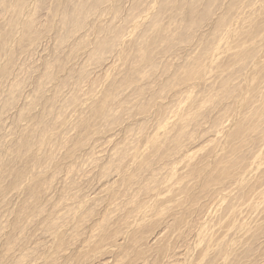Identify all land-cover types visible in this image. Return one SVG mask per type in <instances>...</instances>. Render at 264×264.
Returning a JSON list of instances; mask_svg holds the SVG:
<instances>
[{"label": "rangeland", "instance_id": "1", "mask_svg": "<svg viewBox=\"0 0 264 264\" xmlns=\"http://www.w3.org/2000/svg\"><path fill=\"white\" fill-rule=\"evenodd\" d=\"M70 1V3H68ZM73 1V3L74 4H76V3H78V0H72ZM71 0H0V44H1V46H0V115L1 116H3V117H1L0 116V118L2 119H0V124L2 123V125H1V128H0V161H1V163H0V198H2V199H0V209L2 210V212H3V210L5 211L6 209V211H8V212H11V213H9L10 215H9V220H12V217H13V219H14V222H13V220L11 221V223H6V225H5V230H4V234L2 235L4 238H3V240L2 241H0V264H9V263H11L12 261H8L7 259H8V252L9 251H11L12 249H16V248H18L19 247V243L17 242V240H18V238H21V240H23L25 243H27L28 242V239L30 238V229L28 228V226L27 227H25L24 228V224L25 223H23V228H22V219H23V217H25V215H28V214H30V213H32V211H34V208H33V206L34 205H36V206H38L39 207V205H41L40 207H42L43 209H45V211H47L48 209H51L50 207L53 205L52 203L53 202H56L58 199H59V197H60V195H61V193L66 189L67 190V188L66 187H64V185L63 184H59V182H58V180H57V178H56V176L58 175H60V174H62L61 173V171L63 170V172H64V170H66V168H67V166L68 165H70V163H73V162H76V160L77 161H79V159L81 158V155H82V153H83V150H85V146H86V148H87V146H89L88 144H90V143H92L94 140H96L95 138H102V136H103V134L105 133V132H108V130H110V128H112V127H116V126H119L120 127V129H119V135H120V137H119V135H118V139H117V141H119V142H121V143H119L120 145L122 144V141L124 140V137H125V134H126V132H127V130H130L129 129V127H127L128 126V124L125 122V123H123L124 122V119L126 120V118L128 117H130L132 120H135V118H136V120H137V122L136 121H134L133 122V126H130V128L132 129V130H138V129H140L141 128V126H143V127H145V126H149V124H146L147 122H142V120H139L141 123H139V121H138V119H141V117H143V118H146L147 119V117H148V115L149 114H151V115H149V119H151V116H160L162 113H163V111H164V107H162V106H160L159 104H156V106H155V104H153L154 103V101H153V99L156 101V98L157 97H159V94H160V97H161V94H162V96H163V94L164 93H166L165 92V89H167V88H169L168 89V92L170 91V90H172L173 89V87H176V86H180V85H183V83H186V81L188 82V81H190L191 80V78L193 79V78H195V80L197 79V81H199L198 83H197V85L196 86H198V87H196L194 90H196L195 91V94H200V95H202L203 94V96L207 93V91L205 92V88H204V80L205 79H209V78H211V80L213 79L214 81H213V83H211V88L212 89H217L218 87H219V85L221 84V80H224V78L221 76V73H223V74H226V73H229L230 71H232V68L231 67H233V71L232 72H230V73H233V72H235L234 71V69H236L237 67H234L235 65V62H237V61H240V60H243V58L245 57L246 59H249L251 56H252V54L251 53H253V48L256 46V48H257V50L258 49H260V46H261V49L260 50H258V52H257V56L259 57H255V60L252 62V64L246 69V71H245V75H244V81H242V83L236 88V89H234L233 91H232V94L231 95H233V96H228V97H230L231 99H232V101L230 100V102H228V97H226V98H223L222 99V96L221 95H219V96H213V102H212V104L213 103H215V104H213V106L214 107H218V109L220 108H222V109H226V112L228 111V114H227V116L230 118V123H229V129H227V131H225L224 133H223V139L219 142H213L211 145H213V146H211V145H206V146H203L204 147V149H203V147L201 148V150H200V148L197 150V152L194 154V155H192L190 158H189V160H188V163L189 164H182L181 165V167H184V169H183V172L182 171H180V170H176V172H174V173H172L171 175H169L168 176V179H167V182H168V184L170 183V184H172V185H175V187L173 188V189H171L170 190V192H168V193H166V198L168 199L167 201H169V204H166V206H172V207H179V210L176 212V213H173L172 215H171V213H170V217H171V220H173L172 222H171V227H170V230L171 231H173L172 232V234L170 233V231H169V235L171 236H169V235H167L165 238V241L167 242H165L164 243V241L163 242H161L160 244H159V246H157L156 248H154L153 249V251H151V252H149L148 251V247L144 244V242H142V241H144V235H145V237L151 232V231H153L154 229H155V227L157 228V226L160 224V222H161V220L164 218V217H168L169 215H168V212H164V211H167L168 209H167V207L165 206V204L163 205V204H158V203H156V205H154L155 207H151L150 208V212L148 213V215L146 216V217H141V218H139V220H138V222H136L137 224H135L134 225V228L133 227H131L130 228V230H128L127 232H125V240H124V242H123V244H120L119 246H115V247H113L111 250H115V252H117V254H119L120 256L122 255V254H124V256H121V257H123L122 258V260L124 261H122L121 260V262H122V264H127V263H130V262H132V261H134V260H138V259H141V258H143V257H145V256H147L148 255V252L151 254H149L150 255V259L154 262V264H159L160 262H162V260H163V255H166L168 252H170L173 248H174V246L176 245L175 244V242H176V239H173V237H177V235H179V233H178V231L180 230H182V225H185L187 222L189 223V219H190V216H191V214L193 213V212H195V210L197 209V208H195V207H198V204H199V202H200V200H201V198H204V197H206V196H208V194H209V191H210V189L211 188H213L214 186V184H215V186L216 185H218V184H221L223 181L225 182L228 178H230L231 179V176H228V175H230V173H231V170H228L229 168H230V166H229V164H228V166H227V163L225 164V160H227L226 159V157H224V156H227L228 155V157L230 156V157H232L233 155L232 154H235L234 152H239L238 150H239V147H235L234 145H236V146H239L238 144H236V142L235 141H233L234 140V136H236L240 131H238V130H240V128L242 129V131H241V134L243 135V133L242 132H250V129H249V127L250 128H253V126H254V123H255V111H254V108H253V106H252V108H251V104L254 102V100L256 99V98H258L259 100H261L263 103H264V101H263V99H262V97L264 98V89L262 90L260 87L262 86V82H264L263 80H261V79H264V6H260V8L258 9V10H256L255 9V12L253 11V12H251L250 13V15L248 14V15H245V18H246V16H247V18L246 19H242V22H240L239 24H237L233 29H235V30H232V32H233V34L231 35H229V37H228V42L229 43H227L226 44V46H225V48L224 49H221V51H220V53H219V55L216 57V58H214L213 60H212V62L211 63H207L206 62V58L207 57H204V54H205V52L207 51V49H208V47L211 45V43H212V36L213 35H211L210 33H212L213 34V32L215 31V29L217 28V24L218 25H222V24H224L225 22H226V19H228L230 16H231V11H233V8H235V5L234 4H236L235 3V1L236 0H226V1H222V0H201L200 2L199 1H195V0H186L185 2H184V0H171V1H169V0H167V2L165 1V0H154V4L155 5H153V6H155L154 7V9H155V11H154V16H153V20L152 21H155V18L157 19L156 21H155V25L153 24V25H151V27L150 26H148V25H146V24H140V25H138L137 26V28L135 29L136 31H135V33H138V35H139V33H140V36H138L137 38H131V40H129V42H126L125 44H120L119 43V41H117V39H116V37H115V35L116 34H118V32H120L121 33V31L123 30V26L122 25H120V24H118V23H120V22H123V21H125L126 19H127V17H126V8L125 7H123V6H121V4H119L118 3V0L116 1H113L110 5H109V8L107 9V11H106V14H108L109 16H110V22H108V23H106V22H92V23H90L91 21H92V16H93V14H95V13H97V11H95V13L93 12V11H91L94 7H96L97 9L96 10H99L98 9V7L103 3V1L104 0H89L87 3H85V1L82 3L81 2V5L82 6H84L83 8H84V10L85 11H83V13H81V15H82V19H80V21H79V26L81 27V28H85V29H89V31H90V38L89 37H86V38H84L83 40H86L87 42L85 43V41H83V42H81V39H79V40H76V41H74V40H71V38H72V36L70 37V39L68 38V37H66L62 42L60 41V40H58V38H59V34L61 33V21H62V15L66 12V11H71V9H72V4H71V2H72ZM76 1V2H75ZM142 1L144 2L145 0H139V1H136L134 4H133V7L135 8V7H138V6H140V3L142 4ZM164 1L166 2V4L164 3ZM203 1V2H202ZM99 2H101V3H99ZM168 2H170V4L168 3ZM197 2V3H196ZM223 2V3H222ZM33 3V4H32ZM167 3L169 4V5H167ZM189 3V4H188ZM79 4H80V1H79V3H78V6L77 7H79ZM97 4V5H96ZM201 4V5H200ZM77 5V4H76ZM88 5H89V7H88ZM99 5V6H98ZM112 5V6H111ZM184 5H185V7H184ZM189 5H191V6H189ZM214 5H216V6H214ZM20 6H23V7H21L20 8ZM119 6H121L120 8H119ZM208 6V7H207ZM220 6V8H221V16H219V17H217V18H215V20H212L211 21V16H212V14H213V11H215L216 10V8H218ZM88 7V8H87ZM164 7V8H163ZM172 7H174V8H172ZM184 7V8H183ZM197 7V8H196ZM227 7V8H226ZM41 10H40V9ZM179 8V9H178ZM38 9V10H37ZM65 9H66V11H65ZM77 9H79V8H77ZM89 11H88V10ZM113 9V10H112ZM119 9V10H118ZM160 9V10H159ZM205 9V10H204ZM214 9V10H213ZM24 10V11H23ZM45 10V11H44ZM73 10V9H72ZM87 10V11H86ZM95 10V9H94ZM124 10V11H123ZM158 10V11H157ZM163 10H165V11H163ZM186 10H188V11H186ZM196 10H198V11H196ZM56 11V12H55ZM65 11V12H64ZM196 11V12H195ZM205 11V12H204ZM259 11V12H258ZM21 12H22V14H21ZM39 12H41V13H39ZM72 12V11H71ZM84 12H85V14L87 15H85L84 14ZM88 12V13H87ZM91 12H93L92 14H90ZM155 12H158V13H156L155 14ZM116 13V14H115ZM178 13V14H177ZM187 13V14H186ZM192 13V14H191ZM98 14V13H97ZM169 14V15H168ZM229 14H230V16H229ZM91 15V16H90ZM117 16V18H116V16ZM120 15V16H119ZM156 15H158V17H156ZM168 15V16H167ZM194 15V16H193ZM207 15V16H206ZM211 15V16H210ZM262 15H263V17H262ZM26 16V17H25ZM37 16H40V17H37ZM42 16H43V18H44V20H42L43 18H42ZM151 16V15H150ZM252 16V17H251ZM24 17V18H23ZM60 17V18H59ZM92 17V18H91ZM125 17V18H124ZM152 17V16H151ZM174 18L173 19V21H172V18ZM190 17V18H189ZM198 17V18H197ZM210 17V18H209ZM251 18V20H250V18ZM84 18H86L85 20H83ZM91 18V19H90ZM169 20H168V19ZM192 18V19H191ZM202 18V19H201ZM261 18V19H260ZM39 19H40V22H39ZM116 19V20H115ZM161 19V20H160ZM196 19H197V21H196ZM201 19V20H200ZM206 19V20H205ZM207 19H208V21H207ZM249 19V20H248ZM35 20H36V22H35ZM38 20V21H37ZM41 20H42V22H41ZM89 20H91V21H89ZM112 20V21H111ZM117 20H118V22H117ZM159 20V21H158ZM175 20H176V22H177V24H176V22H175ZM180 20V21H179ZM82 21V22H81ZM116 21V22H115ZM169 21H171V22H169ZM192 21V22H191ZM202 21V22H201ZM210 21L212 22V23H210ZM214 21V22H213ZM252 21V22H251ZM38 22V23H37ZM86 23L85 25H84V23ZM164 24H163V23ZM187 22V23H186ZM223 22V23H222ZM253 22H254V24H253ZM257 22V23H256ZM35 23H37V25H35ZM61 23V24H60ZM96 23V24H95ZM103 23V24H102ZM105 23V24H104ZM168 23L169 24H171V25H169L168 26ZM172 23H174V24H172ZM194 25H193V24ZM199 23V24H198ZM209 23H210V25H209ZM247 23V24H246ZM259 23H261V24H259ZM32 24V25H31ZM60 24V25H59ZM82 24V25H81ZM90 24V25H89ZM112 26H111V25ZM116 25V26H114V25ZM118 24V25H117ZM160 26H159V25ZM209 25V27H208V30L207 31H205V32H198L197 30L199 29V28H201V26H204V25ZM18 25V26H17ZM84 25V27H82ZM91 25H93V26H91ZM174 25L175 26H177V28H179V29H177L176 31H174L175 29H176V27L174 28ZM185 25V26H184ZM246 25V26H245ZM261 25V26H260ZM20 26V27H19ZM59 26V27H58ZM98 26V27H97ZM106 28H105V27ZM189 26H192V27H189ZM240 28H239V27ZM250 26H251V28H250ZM33 27V28H32ZM108 27H110V28H108ZM122 27V28H121ZM153 27V28H152ZM173 27V28H172ZM189 27V28H188ZM238 27V28H237ZM242 27V28H241ZM248 27V28H247ZM59 28V29H58ZM90 28H91V30H90ZM166 28H167V30H166ZM184 28V29H183ZM249 28H250V30H249ZM15 29H16V31H15ZM92 29H93V31H92ZM157 29V30H156ZM172 29V30H171ZM58 30V31H57ZM103 30H105V33H104V31ZM107 30H108V32H109V34H108V32H107ZM146 30V31H145ZM166 30V31H165ZM185 30H187V31H185ZM240 30V31H239ZM247 30H248V32H247ZM13 31V32H12ZM20 31V32H19ZM115 31V32H114ZM140 31V32H139ZM170 31H172V32H174V35H173V33L172 32H170ZM197 31V32H196ZM236 31V32H235ZM16 32V33H15ZM37 32V33H36ZM94 32H95V34H94ZM98 32V33H97ZM107 32V33H106ZM112 33V35H111V33ZM114 32V33H113ZM166 32H168V33H166ZM235 32V33H234ZM47 33V34H46ZM93 33V34H92ZM103 33V34H102ZM119 33V34H120ZM144 34V35H142V34ZM150 33V34H149ZM154 33V34H153ZM115 34V35H114ZM172 36H171V35ZM186 34V35H185ZM195 34V35H194ZM236 34V36H234ZM9 35V36H8ZM23 35V36H22ZM39 35V36H38ZM105 36V38H104V36ZM114 35V37H113V39H112V37H110V36H113ZM153 35V36H152ZM26 36V37H25ZM33 36V37H32ZM47 36V37H46ZM51 36V37H50ZM95 36V37H94ZM107 36V37H106ZM142 36V37H141ZM146 36V37H145ZM167 36V37H166ZM175 38H174V37ZM231 36H233L232 38H231ZM256 36H258V37H256ZM43 37H45V38H48V39H50V40H48L49 41V43L50 42H52L53 41V45L55 46H53L51 43L50 44H48L47 45V57H46V59H41V60H39L38 58H36L35 60H34V62H35V64L33 65V69L35 70V75L33 74H31V75H29L30 74V72H29V74L27 75V73H28V71H29V68H28V66L27 65H24V71L23 72H25L26 73V76L27 77H25V81H23L25 84L27 83V85L25 86L24 84V86H25V89H26V87H28L29 89H31V91L29 90V89H27V91L28 92H30V101H29V103L28 104H26V105H24L23 103H22V100L20 99V96L22 97V94L21 95H19V96H17L14 100H9L8 99V96H7V94H6V91L8 90V84L5 82L6 81V78H5V76H3V75H5L6 74V76L7 75H10V73L9 72H11V74L13 73V72H15V70L16 69H18L19 67H20V65H22L23 63H22V61L23 60H21L20 59V55L22 56L23 55V53H25V51L23 52V50L22 49H28V52H30V53H28L27 51H26V53H25V55H23V56H26V54L27 55H31L32 53H31V46H35L37 43H35L34 44V42L36 41V40H39V38L40 39H44ZM91 37H92V39H91ZM99 37V38H98ZM110 37V38H109ZM153 37V38H152ZM156 37V38H155ZM159 37V38H158ZM166 39H165V38ZM185 37V38H184ZM253 37V38H252ZM57 40H56V39ZM100 38H104L105 39V43H107L108 44V48H106L105 50H109V51H117L118 50V48H119V67L117 68L116 67V69H112L111 71H110V73L107 75L108 77H106V78H104V77H102V76H99V77H90L89 76V78H88V82L89 83H92V81H93V83H94V81L96 82V83H92V85H95V84H100V80H101V83H102V81L104 82L105 80V82L104 83H102V85H101V90L99 89V96L97 95V93H96V95H95V99L93 100H91L88 104L90 105H87V106H85L84 107V110H82V112L79 114V116H80V118H79V116H77V118H76V120L78 121H74V125H75V127H74V132H76V133H74V134H76V136H72V137H70L69 139L67 138V139H64V137L62 136V133H61V130L60 131H58V129H59V126H60V124L64 121V119H65V117H66V113H64V115H63V113H62V111L60 112V118H58V119H56V120H53V117H54V114L57 112L56 111V109H54L56 106H58V105H56V103H55V101L57 100V96H58V92H59V90L64 86H62V84H64V82H65V84H66V82L68 83H71L72 84V82L73 83H75L77 80H80V79H82V77H84V76H82L81 75V72H82V67H81V65L80 66H76V67H69V66H67L68 65V63L71 61V60H73V59H75L76 58V55L78 54H80L81 53V51H82V49L84 48V46L86 45V46H89L92 50H90L89 52H88V54L89 55H91L92 53H93V51L95 50V46H96V42L100 39ZM138 38H140V39H138ZM147 38V39H146ZM184 38V39H183ZM198 38V39H197ZM205 38V39H204ZM5 39V40H4ZM36 39V40H35ZM67 39H69V40H67ZM90 39H91V41H90ZM98 39V40H97ZM104 39H103V41H104ZM142 39H143V41H142ZM151 39V40H150ZM156 39V40H155ZM165 39V40H164ZM168 39H170V40H172V41H170V40H168ZM175 39V40H174ZM183 39V40H182ZM210 39V40H209ZM7 40V41H6ZM35 40V41H34ZM95 40V41H94ZM110 40V41H109ZM154 40V41H153ZM167 40V41H166ZM174 40V41H173ZM200 40V41H199ZM230 40V41H229ZM247 40V41H246ZM249 40V41H248ZM6 41V42H5ZM9 41V42H8ZM47 41V42H48ZM55 41V42H54ZM70 41V43H68V42ZM79 41H80V43H79ZM94 41V42H93ZM142 41V42H141ZM156 41V42H155ZM170 41V42H169ZM188 41V42H187ZM246 41V42H245ZM256 41V42H255ZM8 42V43H7ZM37 42V41H36ZM39 42V41H38ZM61 42V44L62 45H60V44H57V43H60ZM162 42V43H161ZM168 42H169V45L171 46V47H168L169 45H168ZM175 42L176 43H178L179 44V42H181V43H184L185 45L187 44L188 46H192V45H195V42H196V44L199 46V48H198V50L196 51V54L195 53H192L188 58H186V61L183 59L182 60V63H183V65H182V67H179L178 68V66L176 65V64H174L173 65V63L172 62H169L168 60H167V62L166 61H164V62H162V63H159V68H156V66H158V64L156 65V63L154 64V69L155 70H153L155 73H150V75H148L149 77H150V79L152 80L153 78H154V76L156 75V73H159L158 75V77H163L164 75V77L166 78H164V80H163V78L161 79H158V81H154L155 82V86L157 87L156 88V90L154 91V92H152L151 93V95H147V93H148V91H147V89L145 88V87H142L143 86V84H138L137 83V80L139 79V76L137 77V72H138V69L140 68V66H137V63L136 62H138V64L139 65H141V67H142V65H143V67L144 66H146V65H149L150 64V61H155V59H156V61H157V58H158V56H160V57H162V56H164L165 54V56H167L168 55V52H169V54L171 53V51H173L174 49H172V47L174 48V45H175ZM198 42V43H197ZM3 43V44H2ZM5 43V44H4ZM28 43H30V44H28ZM33 43V44H32ZM76 43V44H75ZM77 43H78V45H77ZM111 43H112V46H111ZM140 43V44H139ZM237 43V44H236ZM246 43V44H245ZM257 43H258V45H257ZM10 44V45H9ZM64 44V45H63ZM72 44V45H71ZM80 44V45H79ZM85 44V45H84ZM93 44V45H92ZM95 44V45H94ZM117 44H118V48H117ZM128 44H129V46H128ZM161 44V45H160ZM174 44V45H173ZM202 44H204L203 46H202ZM210 44V45H209ZM254 44V45H253ZM3 45V46H2ZM28 45V46H27ZM30 45V46H29ZM56 45H57V47H56ZM70 45V46H69ZM133 45V46H132ZM138 45V46H137ZM145 45V46H144ZM161 47L162 46V48H158L159 46ZM166 45H167V47H166ZM5 46V47H4ZM12 46V47H11ZM65 46H66V48H65ZM78 46H79V49H76V48H78ZM83 46V47H82ZM85 46V47H86ZM258 46V47H257ZM2 47V48H1ZM4 47V48H3ZM8 47V48H7ZM20 47V48H19ZM24 47V48H23ZM28 47H31V48H28ZM58 47H59V52H57L56 53V51H57V49H58ZM63 47V48H62ZM69 47V48H68ZM80 47H82V48H80ZM114 47H115V50H112V49H114ZM146 47V48H145ZM237 47H238V49H237ZM243 47V48H242ZM245 47V48H244ZM55 48V49H54ZM140 48V49H139ZM164 48H166V50L164 49ZM229 48V49H228ZM30 49V50H29ZM68 50L67 52H65V51H62V50ZM81 49V50H80ZM85 49V48H84ZM83 49V50H84ZM134 49V50H133ZM139 49V50H138ZM154 49V50H153ZM158 49V50H157ZM162 49V50H161ZM167 49H168V51H167ZM229 51H228V50ZM237 49V50H236ZM20 50V51H19ZM71 50H74L73 51V53H70V51ZM76 50H78V51H76ZM164 50H165V52H164ZM223 50V51H222ZM224 50H225V52H224ZM251 50V51H250ZM7 51V52H6ZM51 53H50V52ZM60 51H62V53L63 54H61V52ZM80 51V52H79ZM157 51V52H156ZM205 51V52H204ZM227 51V52H226ZM65 52V53H64ZM78 52V53H77ZM91 52V53H90ZM126 52V53H125ZM132 52V53H131ZM139 52V53H138ZM161 54H160V53ZM204 52V53H203ZM223 52V53H222ZM13 53V54H12ZM77 53V54H76ZM130 53V54H129ZM141 53V54H140ZM158 53L160 54V55H158ZM164 53V54H163ZM221 53H222V55H221ZM234 53H235V55H234ZM237 53V54H236ZM261 53V54H260ZM3 54V55H2ZM6 54H7V57H6ZM50 54V55H49ZM53 54V55H52ZM56 54V55H55ZM65 54V55H64ZM122 54V55H121ZM125 54V55H124ZM135 54V55H134ZM163 54V55H162ZM224 54V55H223ZM231 54L234 56V59H230L229 58V56L232 58L233 56H231ZM5 55V56H4ZM19 55V56H18ZM46 55V54H45ZM63 55V56H62ZM77 55V56H78ZM145 55V56H144ZM148 55V56H147ZM200 55V56H199ZM203 55V60H201L200 61V59H202V56ZM229 55V56H228ZM237 55V56H236ZM239 55V56H238ZM58 56V57H57ZM61 56V57H60ZM66 56V57H65ZM126 56V57H125ZM151 56H153V57H151ZM194 56H195V59L198 61H196L195 59H194ZM199 56V57H198ZM52 57H53V59H52ZM125 57V58H124ZM143 57V58H142ZM238 57V58H237ZM13 58V59H12ZM14 58H15V60H14ZM56 60H55V59ZM62 58V59H61ZM136 58H138V59H136ZM193 58V59H192ZM239 58H240V60H239ZM242 58V59H241ZM245 58H244V60H245ZM17 59V60H16ZM20 59V60H19ZM50 59V60H49ZM71 59V60H70ZM127 59V60H126ZM136 59V60H135ZM154 59V60H153ZM188 59H189V61H188ZM204 59H205V62H204ZM231 60V61H229V60ZM237 59V60H236ZM43 60V61H42ZM55 60V61H54ZM142 60V61H141ZM149 62H148V61ZM193 62H192V61ZM195 60V61H194ZM224 60V61H223ZM2 61V62H1ZM14 61H16V63L14 62ZM36 61H38V62H36ZM50 61V63H49V65H50V67H49V69H48V74H46L45 73V71L44 72H42L43 71V69H45V67H46V65H48L47 63ZM52 61V62H51ZM67 61H68V63H67ZM139 61L141 62V63H139ZM188 61V62H187ZM191 61V62H190ZM203 61V62H202ZM218 61V62H217ZM235 61V62H234ZM33 62V61H32ZM40 62V63H39ZM56 64H55V63ZM65 62H66V64H65ZM94 63L96 62H99V61H93ZM133 62H135V63H133ZM144 62V63H143ZM148 62V63H147ZM166 62V63H165ZM185 62V63H184ZM195 62H197L196 63V66H198L199 68H197L194 64H195ZM222 62H223V66H222ZM12 63V65H10ZM51 63H53V64H51ZM90 63V62H89ZM92 63V62H91ZM90 63V64H91ZM194 63V64H193ZM227 63V64H226ZM232 63V64H231ZM40 65V67H39V65ZM135 64H136V66H137V71H136V69H135ZM145 64V65H144ZM162 64V65H161ZM193 64V65H192ZM209 64V65H208ZM3 65H5V66H3ZM10 65V66H9ZM37 65V66H36ZM43 65V66H42ZM45 65V66H44ZM48 65V66H49ZM53 65V66H52ZM66 66V67H63V66ZM201 65V66H200ZM205 65V66H204ZM219 65V66H218ZM36 66V67H35ZM127 66V67H126ZM131 66V67H130ZM168 66V67H167ZM209 68H208V67ZM210 66H211V68H210ZM215 66V67H214ZM26 67V68H25ZM39 69H38V68ZM79 69H78V68ZM139 67V68H138ZM166 67V68H165ZM175 67V68H174ZM201 67V68H200ZM202 67H204V68H202ZM206 67V68H205ZM218 67V68H217ZM221 67H222V69H221ZM224 67V68H223ZM253 67V68H252ZM3 68V69H2ZM22 68V67H21ZM28 68V69H27ZM39 71L38 73L40 74L41 73V75L42 76H44V77H42V76H40L38 73H37V70ZM42 68V69H41ZM63 68H64V70H63ZM65 68H66V70H68V71H66L65 70ZM70 68H73L72 70H69ZM76 68V69H75ZM130 68V69H129ZM173 68H174V70H173ZM178 68V69H177ZM182 68H184L183 70H182ZM196 68V69H195ZM52 69V70H51ZM58 69V70H57ZM60 69V70H59ZM119 71H118V70ZM161 69L163 70V71H161ZM169 69V70H168ZM176 69V70H175ZM186 69V70H185ZM217 69V70H216ZM5 70V71H4ZM12 70H13V72H12ZM57 70V71H56ZM79 70V71H78ZM81 70V71H80ZM114 70V71H113ZM116 70V71H115ZM177 70H178V72H177ZM252 70V71H251ZM9 71V72H8ZM61 71V72H60ZM75 71H78V72H75ZM172 71V73H170V72ZM210 71V72H209ZM224 71V72H223ZM255 71V72H254ZM259 73H258V72ZM5 72V73H4ZM51 72V73H50ZM64 74H63V73ZM65 72H66V74L67 75H65ZM73 72H74V74H73ZM125 72V73H124ZM205 72V73H204ZM213 72V73H212ZM44 75H43V74ZM78 73V74H77ZM117 73V74H116ZM164 73H166V74H164ZM173 73H175V76H174V74ZM187 73V74H186ZM254 73H257V74H255L254 75ZM80 74V75H79ZM122 76H121V75ZM168 74H170V75H168ZM172 74V75H171ZM217 74H219V76L217 75ZM222 74V75H223ZM37 75H39V76H37ZM46 75H47V77H46ZM55 77H54V76ZM58 75H60V76H58ZM72 75V76H71ZM154 75V76H153ZM162 75V76H161ZM196 75H198V76H196ZM257 75H258V77H257ZM32 76V77H31ZM63 77V79H61L62 77ZM67 76V77H66ZM4 77V78H3ZM40 77V78H39ZM57 77H58V79H57ZM60 77V78H59ZM71 77V78H70ZM77 78V79H75V78ZM135 77H137V79H135ZM148 77V78H149ZM172 77V78H171ZM222 77V78H221ZM3 78V79H2ZM32 78V79H31ZM39 78V79H38ZM49 78V79H48ZM51 78H54V81H55V85H53V80L51 79ZM95 80H94V79ZM97 78V79H96ZM101 78V79H100ZM135 79V80H133V79ZM218 79V80H216V79ZM252 78V79H251ZM37 81H36V80ZM44 79H46V80H44ZM70 79H72V80H70ZM93 79V80H92ZM126 79V80H125ZM185 79V80H184ZM253 79H255L254 81H253ZM34 80H35V82H34ZM49 80H50V82H49ZM60 82H59V81ZM90 80V81H89ZM110 80H112V81H110ZM194 80V79H193ZM252 80V81H251ZM258 80V81H257ZM2 81V82H1ZM30 81H31V83H30ZM40 81V82H39ZM45 81H46V83L48 84L49 83V87H50V89H49V91H51V92H48V90H47V88H45ZM71 81V82H70ZM122 81H124V82H122ZM131 81V83L133 84V86H132V84L130 85V87L131 88H133L132 89V91H133V93H135V94H133V96L136 98V102H134V105H132L130 108L129 107H126V105H123V107L125 106L126 107V109H128V111H126L125 110V107L123 108H121L120 110H122V111H120L119 110V115L122 117V119H120V120H118L119 119V115L117 116H113L112 118H113V120H112V118H111V120L109 119V121H111V122H107L106 123V125L105 126H103L102 124H101V126H100V124H99V120H98V118L99 117H97L96 115L98 114V116H99V114H100V112H101V110H103L104 108H105V106H109V107H111V105L113 106V104L115 105V103H116V101H118V98H119V96H120V94L118 95V91L120 90V89H122L123 88V86H124V88L125 87H128L129 86V82ZM133 81V82H132ZM134 81H136V82H134ZM161 81V82H160ZM184 81V82H183ZM22 82V83H23ZM39 82V83H38ZM59 82V83H58ZM126 82V83H125ZM217 82H219V83H217ZM247 82V83H246ZM4 83H5V85H4ZM30 83V84H29ZM36 83L37 84H41V86H39V85H36ZM51 83H52V85L54 86V88H53V86L51 85ZM121 83H122V85L123 84H125V85H121ZM129 83V84H128ZM259 83H261V86H260V84ZM119 84L121 85V86H119ZM128 84V85H127ZM134 84H138V86H136V85H134ZM173 84V87L172 86H170V85H172ZM212 84H214V86L212 85ZM247 84H249V85H247ZM22 85V86H23ZM32 85V86H31ZM140 85V86H139ZM162 85V86H161ZM176 85V86H175ZM203 85V86H202ZM23 86V87H24ZM32 87V88H30V87ZM56 86V87H55ZM58 86V87H57ZM117 86V87H116ZM161 86V87H160ZM214 88H213V87ZM248 86H249V88H248ZM37 87V88H36ZM141 89H140V88ZM171 87H172V89H171ZM243 87V88H242ZM244 87H247V88H245L244 89ZM251 87H252V89H251ZM106 88H107V90H106ZM259 88V89H258ZM2 89V90H1ZM40 90V91H38V90ZM111 89V90H110ZM114 89H116V90H114ZM119 89V90H118ZM146 89V90H145ZM162 89H163V91H162ZM241 89V91H239ZM244 89V90H243ZM257 89V90H256ZM135 90H136V92H135ZM203 91V92H200V91ZM259 90V91H258ZM262 90V91H261ZM27 91H25L24 93H23V95H26L27 94ZM115 91L117 92L116 94L118 95V96H116V94H115ZM140 91L142 92V93H140ZM156 91H157V93L159 92V94H157L156 93ZM236 91V92H235ZM242 91L244 92V93H242ZM248 91H250V92H248ZM39 92V93H38ZM55 94H54V93ZM102 92V93H101ZM163 92V93H162ZM197 92H199V93H197ZM254 94H253V93ZM33 93H34V95H33ZM37 94V97L34 99V97L36 96V94ZM44 93H45V95H44ZM52 93V94H51ZM111 93V94H110ZM154 93H156V94H154ZM248 93V94H247ZM2 94V95H1ZM5 94V95H4ZM102 94V95H101ZM107 94V95H106ZM237 94V95H236ZM240 94V95H239ZM250 94V95H249ZM43 95V96H42ZM47 95V96H46ZM112 95H113V97H115V98H113L112 99ZM138 95H139V97H142V98H138ZM141 95H143V96H145V95H147L146 97H143V96H141ZM158 95V96H157ZM235 95V96H234ZM241 95H242V97H241ZM244 95V96H243ZM249 95V96H248ZM251 95H252V98H251ZM257 95H260V96H257ZM262 95V96H261ZM40 96V97H39ZM46 96V97H45ZM56 96V97H55ZM105 96H108V98L107 97H105ZM137 96V97H136ZM153 96V97H152ZM156 96V97H155ZM221 96V97H220ZM238 96V97H237ZM32 97H33V99H34V101H33V99H32ZM50 97V98H49ZM98 99H97V98ZM117 97V98H116ZM148 97H149V99H148ZM198 97H200V96H198ZM198 97L197 98H195V95H193V97L191 98V100L190 101H188V103L186 104V106L187 105H189L188 106V109L190 110V113H189V110H187L186 112H184L182 115H180L179 116V118H178V122L176 123V125H174V127H172V128H170L169 130H167V133L165 134H160V136L158 137V139H157V141H156V143L155 144H151L150 146H149V148H148V150L145 152V153H139V157L136 159L137 160V164H134V166H131L130 167V170L127 168V161L126 160H124V162H123V164H119L120 165V169H121V171H123L124 172V174H123V178L122 179H124L123 180V182H122V186L123 187H126V185L125 184H128V183H130V182H132L133 180V178H135L137 175H139V176H137L136 177V179H137V182H140V179H141V177H140V175L141 176H143L144 178H145V171L146 170H149V169H151V168H153V167H155L156 166V164L157 163H160V162H164V160L166 161L167 160V158H169V155H170V153H171V151L173 150V148L177 145V144H179L185 137H189L190 136V138L193 140V139H195V138H199V136L200 135H203L202 133L204 132H202V129H200V128H193L192 127V129H194V130H192L191 128H188L189 129V131L188 132H186V131H184V134H183V136L181 135V132H180V130L181 129H183L185 126H189V125H191V126H193L192 124H194V122H196V121H199V120H206V121H208V122H210L209 124L211 125V123H214V121H215V117L214 116H212L211 114H209L210 115V117H209V115H208V111L209 110H207L208 108H207V103L204 101H201V99H199L198 101H196V99H198ZM212 97V96H211ZM219 99H218V98ZM247 99H246V98ZM250 97V98H249ZM260 97V98H259ZM38 98V99H37ZM47 98V99H46ZM107 98V99H106ZM138 98V99H137ZM144 98V99H143ZM214 98H216V99H214ZM1 99H2V101H1ZM39 99H40V101H39ZM54 99V100H53ZM96 99H97V101H96ZM109 99V100H108ZM114 99H117L116 101L114 100ZM241 99H243V100H241ZM251 100V102H249L250 100ZM258 99H256L255 101H257ZM3 100H5L4 102H3ZM105 101V103H103L104 101ZM146 100H147V102H146ZM149 100L150 101H152V102H150L149 103ZM218 100V101H217ZM220 100V101H219ZM223 102H222V101ZM6 101H7V104H6ZM39 101V102H38ZM43 101H45V102H43ZM49 101V102H48ZM109 101V102H108ZM141 101V104L139 103ZM239 101V102H238ZM248 101V102H247ZM12 102V103H11ZM14 102H16V103H14ZM52 102H54V103H52ZM107 102V103H106ZM113 102V103H112ZM125 102V101H124ZM192 102V103H191ZM195 102V103H194ZM220 102V104H218ZM235 102V103H234ZM14 103V104H13ZM44 103V104H43ZM52 103V104H51ZM112 103V104H111ZM197 103V104H196ZM206 103V104H205ZM223 103V104H222ZM231 103V104H230ZM15 104H16V106H15ZM39 104V105H38ZM43 104V105H42ZM95 104V105H94ZM97 104V105H96ZM107 104H109V105H107ZM148 104H150V105H148ZM249 104V105H248ZM5 105L7 106V105H9V107H10V109L12 108V107H16V109H14L15 110V114L12 116V117H10L9 119H11V121L10 120H7V125H6V128H8V132H9V137L8 138H5L4 137V129H5V127H3V123H5V114H6V112L9 110V107L7 108H5ZM21 105V106H20ZM23 105V106H22ZM37 105H38V107H37ZM139 105V106H138ZM207 105V106H206ZM244 105V106H243ZM25 106V107H24ZM32 106V107H31ZM45 106V107H44ZM48 106H51V107H48ZM93 106V107H92ZM195 106L196 107H198V109L197 108H195ZM204 106H206V107H204ZM209 106H210V104H209ZM237 106V107H236ZM239 106V107H238ZM248 106H250V107H248ZM20 107H21V109H20ZM27 107V108H26ZM28 107H29V109H28ZM36 107V108H35ZM42 107V108H41ZM89 107H91V108H89ZM102 108V109H100V108ZM134 107V108H133ZM149 109H148V108ZM150 107H152V108H150ZM195 109V112H194V109ZM244 107V108H243ZM17 108H18V110H17ZM24 108V109H23ZM31 108L33 109V111L31 110ZM35 108V109H34ZM38 108V109H37ZM56 108H58V107H56ZM231 108V109H230ZM238 108V109H237ZM6 109H8V110H6ZM23 109V110H22ZM39 110V111H37V110ZM46 109V110H45ZM49 109H51V110H49ZM91 109V110H90ZM94 109V110H93ZM96 109H97V111H96ZM140 109V110H139ZM146 109H148V111L146 110ZM153 109H154V111H153ZM200 109V110H199ZM253 109V110H252ZM21 110V111H20ZM25 110H27L28 112H29V114H28V112L27 111H25ZM49 110V111H48ZM86 110V111H85ZM87 110H88V112H87ZM100 110V111H99ZM125 110V111H124ZM147 112H146V111ZM163 110V111H162ZM199 111V112H197V111ZM203 112H202V111ZM234 110V111H233ZM22 111H24V113H22ZM54 111H55V113H54ZM84 111V112H83ZM130 111V112H129ZM146 112V113H144V116H143V112ZM224 111V110H223ZM27 112V113H26ZM32 112H36L35 114L33 113L32 114ZM86 112V113H85ZM92 112H94V113H92ZM95 112H96V115H95ZM122 112H124V114H121ZM155 112H156V114H155ZM205 112H207V113H205ZM239 112V113H238ZM54 113V114H53ZM84 113V114H83ZM149 113V114H148ZM194 113V115H192ZM231 113V114H230ZM233 113V114H232ZM237 113V114H236ZM246 113H248V115L246 114ZM17 114V115H16ZM33 116H32V115ZM48 114L50 115V116H48ZM52 114H53V116H52ZM134 114H135V116H134ZM138 116H137V115ZM195 114H197V115H195ZM202 114V115H201ZM240 116H239V115ZM46 115V116H45ZM200 115V116H199ZM205 115V116H204ZM231 115H233V116H231ZM22 116V117H21ZM31 116V118H29ZM49 117V119H48V121H47V118ZM93 116H94V118H93ZM126 116V117H125ZM146 116V117H145ZM188 116L190 117V119L188 118ZM253 116V117H252ZM19 117V118H18ZM120 117V118H121ZM196 117V118H195ZM204 117V118H203ZM246 118V120H245V118ZM13 118V119H12ZM26 119L27 118V120L28 121H24V120H21V119ZM62 118V119H61ZM115 118V119H114ZM127 118V119H128ZM129 118V119H130ZM198 118V119H197ZM239 118V119H238ZM251 118V119H250ZM60 119V120H59ZM90 119V120H89ZM197 119V120H196ZM210 119V120H209ZM211 119H213V120H211ZM233 119V120H232ZM250 119V120H249ZM92 120V121H91ZM95 122H94V121ZM97 120V121H96ZM118 120V121H117ZM191 120V121H190ZM244 120H245V123H244ZM251 120H252V122H251ZM3 121V122H2ZM23 121H24V123H26L27 124V128L25 127L26 126V124H23ZM50 121H51V124L53 123V126H51L50 125ZM57 121H58V123H57ZM62 121V122H61ZM83 121H85V122H83ZM99 121V122H98ZM235 121V122H234ZM241 121V122H240ZM247 121V122H246ZM17 122V123H16ZM29 122V123H28ZM34 122H37L36 124L34 123ZM40 122H41V124H40ZM42 122H45V124L44 123H42ZM47 122H49V125L51 126H49L48 125V123ZM55 122V123H54ZM87 122V123H86ZM98 122V123H97ZM115 122V124H112V123H114ZM117 122H118V124H117ZM46 123H47V125H46ZM56 123L58 124V125H56ZM90 123V124H89ZM97 125H96V124ZM111 123V124H110ZM121 123V125H119ZM143 123H145V124H143ZM181 123H184V124H181ZM187 123H189V124H187ZM237 123V124H236ZM248 125H247V124ZM253 123V124H252ZM17 124V125H16ZM20 124V125H19ZM37 124H39V126H37ZM44 124V125H43ZM131 124V123H130ZM140 124H142V125H140ZM243 124H245V125H243ZM22 125V126H21ZM24 125V126H23ZM55 125V126H54ZM83 125V126H82ZM90 125H91V127L92 128H90V129H92V130H89V127H90ZM93 125V126H92ZM108 125V126H107ZM127 125V126H126ZM239 125H240V128H239ZM244 127H248V128H244ZM30 126H31V128H30ZM34 128H33V127ZM41 126V127H40ZM47 126H49L52 130L54 129V128H56V130H54V131H52L51 129L49 130V127H47ZM121 126H122V128H121ZM124 126V127H123ZM126 126V127H125ZM37 127V128H36ZM40 127V128H39ZM48 128L47 130H44L43 128ZM53 127V128H52ZM81 127H83V128H81ZM97 127V128H96ZM101 127H102V129H101ZM176 127V128H175ZM239 129H238V128ZM10 128V129H9ZM42 128V129H41ZM107 130H106V129ZM175 130H174V129ZM234 128V129H233ZM237 128V129H236ZM245 130H244V129ZM2 129V130H1ZM19 129V130H18ZM39 129H41L40 131H39ZM89 131H88V130ZM95 131H94V130ZM103 129H105V131L103 130ZM124 129H125V131H124ZM249 129V130H248ZM11 130H12V133H11ZM26 130V131H25ZM200 130V131H199ZM237 130V131H236ZM244 130V131H243ZM39 131V132H38ZM44 131H46L45 133H47V131H48V133H51L50 135H49V137L50 138H48V139H46V141H44L43 142V138L41 139V138H39V136L41 135V134H43L44 133ZM58 131V132H57ZM80 131V132H79ZM20 132V133H19ZM37 133L36 135H35V133ZM43 132V133H42ZM91 132H92V134H91ZM95 132V133H94ZM101 132V133H100ZM192 132H193V135H192ZM230 132V133H229ZM25 133V134H24ZM52 133L54 134V136L52 135ZM55 133H57V134H55ZM61 135H60V134ZM79 133V134H78ZM103 133V134H102ZM122 133H123V135H122ZM180 133V134H179ZM205 133V132H204ZM22 134V135H21ZM28 134V135H27ZM38 134H39V136H38ZM88 134V135H87ZM191 134V135H190ZM198 134V135H197ZM240 134V133H239ZM11 135L12 136H14V137H12L11 138ZM30 135V136H29ZM52 135V136H51ZM90 135H91V138H90V140H92L91 142L89 141V142H87L88 141V138H86V137H90ZM94 137H93V136ZM100 135H102V136H100ZM143 135L144 134H142V137H143ZM170 135V136H169ZM225 135H226V137H225ZM233 135V136H232ZM37 138H36V137ZM177 137V138H175V137ZM198 136V137H197ZM53 137V138H52ZM92 137L94 138V139H92ZM123 137V138H122ZM36 138V139H35ZM57 140H56V139ZM59 138V139H58ZM231 138V139H230ZM255 138V139H254ZM29 139V140H28ZM61 139V140H60ZM63 139V140H62ZM81 139V140H80ZM87 140L86 142H85V144H84V142H83V140ZM120 139H122V141L120 140ZM168 140V142L166 141V140ZM173 139H176V141L175 140H173ZM178 139H179V141H178ZM9 140V141H8ZM58 140H60V141H58ZM39 141V142H38ZM62 141V142H61ZM63 141H64V143H63ZM184 141V140H183ZM232 141V142H231ZM257 141V142H256ZM2 142V143H1ZM4 142H5V144H4ZM59 142V143H58ZM69 142H71V143H69ZM256 142V143H255ZM258 142H259V139L258 138H256V137H253V139L252 140H250V145L252 146V147H255L257 144H258ZM63 145V146H61V144ZM66 143V144H65ZM87 143V144H86ZM169 143V144H168ZM50 144H51V146H50ZM82 144V145H81ZM164 144V145H163ZM52 145H55V146H52ZM58 145V146H57ZM67 145V146H66ZM84 145V146H83ZM140 142H138L137 143V147H139L140 148ZM172 145V146H171ZM51 148H50V147ZM83 146V147H82ZM163 146H165V147H163ZM168 148H167V147ZM170 146V147H169ZM218 146V147H217ZM230 148H229V147ZM55 149H54V148ZM74 147V148H73ZM208 147V148H207ZM224 147V148H223ZM235 147V148H234ZM30 148V149H29ZM58 148H60L61 150L62 149H64V150H58ZM70 148V149H69ZM11 149V150H10ZM19 149V150H18ZM50 149V150H49ZM81 149H83V150H81ZM166 149H167V153H169L168 154V156H167V153H166ZM220 149V150H219ZM228 149H230V150H228ZM231 149H232V151H231ZM233 149H235V150H233ZM37 150V151H36ZM159 150H160V152L162 151V154L159 152ZM163 150H165V151H163ZM170 150V151H169ZM226 150V151H225ZM11 151V152H10ZM43 151V152H42ZM52 151V152H51ZM54 151H57V152H54ZM81 151V152H80ZM156 151V152H155ZM208 151V152H207ZM210 151V152H209ZM213 153H212V152ZM218 151H220V152H218ZM5 152V153H4ZM8 152H10V153H8ZM28 152V153H27ZM65 152V153H64ZM151 152H153V153H151ZM228 152V153H227ZM70 153H72V154H70ZM81 153V154H80ZM159 153V154H158ZM41 156H39V155ZM42 154V155H41ZM46 154V155H45ZM54 154V155H53ZM60 154V155H59ZM63 154V155H62ZM199 154V155H198ZM222 154H223V159H225V160H223V159H221L222 158ZM44 155V156H43ZM56 155H58V156H56ZM80 155V156H79ZM162 156V158L160 159V157ZM165 155V156H164ZM232 155V156H231ZM12 156V157H11ZM60 156V157H59ZM152 156H156L155 157V159H154V157H152ZM38 157V158H37ZM50 157V158H49ZM59 157V158H58ZM69 157H70V159H69ZM203 157V158H202ZM218 157V158H217ZM221 157V158H220ZM36 158V159H35ZM66 158V159H65ZM74 158V159H73ZM158 158V159H157ZM32 159H33V161H32ZM57 161H56V160ZM61 159H62V161H61ZM68 159V160H67ZM76 159V160H75ZM156 159H157V161H156ZM219 159V160H218ZM64 160V161H63ZM72 162H71V161ZM161 160V161H160ZM201 160V161H200ZM220 160H221V162H220ZM44 161V162H43ZM54 161V162H53ZM59 161V162H58ZM149 161V162H148ZM46 162H47V164H46ZM67 162H69V163H67ZM144 162V163H143ZM147 162H148V164L150 165V167H149V165L147 164ZM154 162V163H153ZM203 162V163H202ZM227 162H229V160H227ZM50 163V164H49ZM57 163H58V165H59V163L60 164H62V165H60L61 166V168H60V166H58L57 165ZM63 163H64V165H65V167H64V165H63ZM143 163V164H142ZM205 163V164H204ZM222 163H224V166L225 167H223V164ZM25 164H26V166H25ZM45 164H46V167H45ZM68 164V165H67ZM103 164H105V162L104 163H102L101 165H103ZM217 164V165H216ZM221 164H222V166H221ZM24 165V166H23ZM54 165H56V167H54ZM76 165V164H75ZM136 165V166H135ZM144 165H146V166H144ZM152 165V166H151ZM155 165V166H154ZM220 165V166H219ZM31 166V167H30ZM35 166V167H34ZM51 168H50V167ZM126 166V167H125ZM239 168H241V163L240 164H238L237 165ZM2 167V168H1ZM29 167V168H28ZM49 167V168H48ZM77 167V165L76 166H74L73 168L75 169ZM141 169H140V168ZM180 167V168H181ZM227 167V168H226ZM15 168V169H14ZM27 168V169H26ZM60 168V169H59ZM64 168V169H63ZM126 168V169H125ZM134 168H137V169H134ZM142 168H143V170H142ZM179 168V169H180ZM190 168V169H189ZM17 169V170H16ZM19 169V170H18ZM21 169V170H20ZM34 169V170H33ZM48 169V170H47ZM56 169H58L57 171H55ZM133 169H134V171H133ZM139 169V170H138ZM198 169V170H197ZM205 169V170H204ZM207 169V170H206ZM209 169V170H208ZM225 169V170H224ZM29 170V171H28ZM33 170V171H32ZM44 170H46V171H44ZM61 170V171H60ZM224 170V171H223ZM264 169H260V171L258 170V172H256L258 175L256 176V174L254 175V177L253 178H249L248 180H246V182L244 183V186L242 185V187H241V191L239 190V193H238V198L240 199V200H246L248 197H249V195H250V192L252 193V191H254V189H256L255 187H258L263 181H264V177H262V175L264 176V174H260V173H264V171H263ZM19 171H20V173H19ZM22 171V172H21ZM39 171V172H38ZM47 171H49L48 173V175L47 174H44V172L45 173H47ZM50 171H51V173H50ZM60 171V172H59ZM138 171H140L139 173H137ZM204 171V172H203ZM208 171V172H207ZM215 171H217V172H215ZM229 171H230V173H229ZM6 172V173H5ZM35 173V176H34V173ZM43 172V173H42ZM125 172H127L126 174H125ZM179 172V173H178ZM260 172V173H259ZM41 173V174H40ZM218 173V174H217ZM28 175V177H27V175ZM132 174V175H131ZM176 174V175H175ZM185 176H184V175ZM259 174L261 175V176H259ZM22 175V176H21ZM26 175V176H25ZM32 175V176H31ZM52 175V176H51ZM129 175V176H128ZM219 175H222L221 177L219 176ZM232 175V174H231ZM125 176H127V177H125ZM134 176V177H133ZM216 178H215V177ZM226 176V177H225ZM3 177H4V179H3ZM32 177V178H31ZM37 177V178H36ZM48 177H50V178H48ZM202 177V178H201ZM217 177L219 178V179H217ZM256 177V178H255ZM6 178V179H5ZM28 178V179H27ZM128 178V179H127ZM210 178H211V180H210ZM212 178H213V180H212ZM223 180H222V179ZM13 179V180H12ZM131 179V180H130ZM205 179V180H204ZM216 179L217 180H219L218 182H216ZM259 179H261V182L259 183V181L258 180ZM54 180V181H53ZM126 180V181H125ZM128 180V181H127ZM263 180V181H262ZM11 181V182H10ZM27 181H29L28 183H27ZM33 181V182H32ZM48 181H50V182H48ZM56 181V182H55ZM222 181V182H221ZM254 181H256V182H254ZM22 182H23V184H22ZM47 182L49 183V185L47 184ZM53 182H54V184H53ZM144 182V181H143ZM180 182V183H179ZM195 182V183H194ZM220 182V183H219ZM247 182H249V183H247ZM253 182V183H252ZM14 183V184H13ZM35 184V186H34V184ZM199 183V184H198ZM212 183H214V184H212ZM22 184V185H21ZM46 184L48 185L47 187H46ZM53 184V185H52ZM73 183H71V184H69L68 185V187L69 186H71ZM252 184V185H251ZM254 184H256V186H254ZM258 184V185H257ZM120 185V186H119ZM210 185V186H209ZM55 186V187H54ZM73 186H76V184L74 183V185ZM73 186H71V187H73ZM117 186L119 187V188H117V190H115L114 192L112 191V193H110L109 194V196L108 197H110V198H108L107 197V199H108V201H110V200H112L113 198H116L117 196H122V193L121 192H123V190H120V188H121V183H118L117 184ZM177 186V187H176ZM185 186V187H184ZM16 187L17 188H22V189H20L21 190V192H19L20 193V197H19V199L18 200H12V198H11V200H10V202H12V203H10L9 201H7L8 199H10V192L11 191H13L14 189H16ZM43 189H42V188ZM48 187H49V190H50V192H49V190H48ZM52 187V188H51ZM53 187H54V190H53ZM59 187H60V190H59ZM188 187V188H187ZM202 187V188H201ZM245 187H246V189H245ZM251 187H253V189L251 188ZM27 188H28V191H27ZM48 190V192L46 191V189ZM51 188V189H50ZM58 188V189H57ZM65 188V189H64ZM24 189V190H23ZM62 189V190H61ZM64 189V190H63ZM122 189V188H121ZM176 189V190H175ZM248 189V190H247ZM251 189V190H250ZM58 192H57V191ZM159 190V189H158ZM204 190V191H203ZM246 190H247V192H246ZM23 191H24V193H23ZM34 191V192H33ZM59 191H61V192H59ZM120 193H119V192ZM250 191V192H249ZM2 192V193H1ZM40 192V193H39ZM44 192V193H43ZM53 192H55V193H53ZM117 192H118V195H117ZM197 192H199V193H197ZM204 192H206L205 194H204ZM241 192H242V195H241ZM249 192V193H248ZM4 193H7V194H4ZM43 194V195H40V194ZM45 193H51V195L53 196L52 198H51V200L49 201L50 203H47V204H45L46 202H45V200H44V194ZM114 193H115V195H114ZM142 193H144L145 194V191L144 190H142V192H140L139 194H141L140 195V197H142L143 196V194ZM159 193V192H158ZM157 193V194H158ZM175 193V195L173 196V194ZM177 193V194H176ZM179 193H182V194H180L179 195ZM201 193H203V194H201ZM208 193V194H207ZM9 194V195H8ZM56 194V195H55ZM111 194H113L112 196H111ZM200 194H201V196H200ZM4 195V196H3ZM8 195V196H7ZM32 195V196H31ZM179 195V196H178ZM183 195V196H182ZM2 196V197H1ZM22 196V197H21ZM39 196V197H38ZM59 196V197H58ZM114 196V197H113ZM177 196H178V199H176L177 198ZM197 196H198V198H200V199H198V201H197ZM203 196V197H202ZM6 197V198H5ZM180 197H182V198H180ZM194 197V198H193ZM247 197V198H246ZM43 198V199H42ZM54 198H56L55 200H54ZM165 198V199H166ZM6 199V200H5ZM29 199H30V201H29ZM107 199H104V201L103 202H107ZM171 199V200H170ZM179 199H182V200H179ZM2 200V201H1ZM178 200V201H177ZM4 201V202H3ZM5 201H6V203H5ZM29 201V202H28ZM37 203H36V202ZM173 201V202H172ZM174 201H176L175 203H174ZM34 202V203H33ZM2 203V204H1ZM5 203V204H4ZM104 203V204H105ZM177 203V204H176ZM10 204H11V207H10ZM15 204V205H14ZM25 204H26V207H25ZM31 204V205H30ZM44 204V205H43ZM51 204V205H50ZM174 206H173V205ZM196 206H195V205ZM5 205V206H4ZM8 205V207H6ZM49 206V208H48V206ZM2 206H4V207H2ZM12 206H14V207H12ZM32 206V207H31ZM183 206H184V208H183ZM25 209H24V208ZM84 207H86V208H84ZM83 208H82V210L80 211V213H82V212H84V213H82V214H84V215H82L83 217H87V215L86 214H88V210H91L90 211V213H89V218H90V216H91V218H95V216H96V218L97 217H99V215H101V211H99V210H97V209H95L94 208V206H92V205H86V206H84ZM91 207H93L92 209H91ZM164 207V208H163ZM187 207V208H186ZM3 208V209H2ZM23 208V209H22ZM33 210H32V209ZM90 208V209H89ZM163 210H162V209ZM262 208H264V207H262ZM11 209H13V210H11ZM28 209H29V211H31V212H28ZM85 209V210H84ZM165 209V210H164ZM183 209H185L184 211H185V213H184V211H183ZM1 210H0V213H2L1 212ZM11 210V211H10ZM17 210H19V212L17 211ZM22 210H24V211H22ZM86 210H87V212H86ZM20 211H22V212H20ZM49 211H51V210H49ZM183 211V212H182ZM188 211V212H187ZM193 211V212H192ZM263 211H264V209H263ZM16 212L18 213V214H16ZM24 212V213H23ZM165 214H164V213ZM181 212H182V214H181ZM192 212V213H191ZM12 213L14 214V215H12ZM86 213V214H85ZM97 213V214H96ZM177 213H180L179 215H177ZM187 213L188 214H190V215H187ZM264 213V212H263ZM93 214H95V215H93ZM99 214V215H98ZM129 213H125L124 215L125 216H127ZM158 214V215H157ZM186 214V215H185ZM17 215V216H16ZM21 215V216H20ZM98 215V216H97ZM168 215V216H167ZM180 215H184L183 217L182 216H180ZM262 215V214H261ZM23 216V217H22ZM125 216H122V219L120 218V220H122V221H120V220H117V222H113L109 227H107V229H104V230H102L103 231V233H105V234H103V233H101V234H99V236H100V238H99V236L97 237V238H99L100 239V241H99V239H97V240H95L94 242H92V243H88L86 246V249H84V250H86V252H82V251H80L79 252V250L77 251L75 248L72 250V252H70L69 253V255H67L65 258H60L59 256H58V253L57 252H59V250H61L62 249V247L64 248L67 244H68V238H67V236H65V237H63L64 235L63 234H61V233H59V235H57V239H58V241L56 242H54V244L53 245H51L52 247H50V248H47L46 250H43V256L41 257V260H40V262H39V264H64L65 262L67 263V264H72V263H74V264H87V262H86V259H85V257H83V255L82 254H86V253H91V252H94V251H99V250H101L104 246H106L107 245V243L108 244H110V243H112V241L114 240V239H116L118 236H120V235H118V234H121L122 233V231L123 230H121L122 229V227H123V224H124V221L126 220L125 219ZM178 216V217H177ZM188 216V217H187ZM16 218V220L17 221H15V218ZM18 217H22L21 218V220H20V218H18ZM78 217V216H77ZM76 217V218H77ZM157 217V218H156ZM159 217H162V219L161 218H159ZM75 218V219H76ZM127 218V217H126ZM156 218V219H155ZM174 218V219H173ZM182 218V219H181ZM264 214L262 215V217H261V219L262 220H260L259 221V223L258 224H256V225H254V224H249V226H246L245 228H244V230H242L243 231V233L242 234H240V235H238V236H236V237H234L233 239H232V244L234 245L233 247V249H232V256L230 255L229 257H228V261L226 262V264H230L233 260V262L231 263V264H253L254 263V260L257 258H259L260 256H258V255H261L263 252H264V244H263V241H264V237H263V235H264V223L262 224V222H264ZM141 219V220H140ZM144 219V220H143ZM160 220V222H158L159 220ZM8 220V221H9ZM156 220V222H154ZM179 220V221H178ZM21 221V222H20ZM76 221H79V219H76ZM75 220H74V223L76 224H78V222H76ZM140 221V222H139ZM153 221V222H152ZM184 221V222H183ZM186 221V222H185ZM17 222V223H16ZM144 222H146V223H144ZM159 224H158V223ZM173 222H176L175 223V227H174V223ZM182 222V223H181ZM13 223H14V225H13ZM148 223V224H147ZM181 223V224H180ZM184 223V224H183ZM7 224H8V226H9V229H8V226H7ZM16 224V225H15ZM19 224V225H18ZM76 224V225H77ZM116 224H119V225H117L116 226ZM145 224V225H144ZM150 224H151V226H150ZM113 225V226H112ZM115 225V226H114ZM122 225V226H121ZM173 225V226H172ZM179 225L181 226V227H179ZM262 225H263V228H262ZM20 226H21V228H20ZM119 226V227H118ZM136 226V227H135ZM139 226H140V228L142 227L143 228V231H142V228L141 229H139ZM153 226V227H152ZM178 226V227H177ZM19 227V228H18ZM174 227V228H173ZM121 228V229H120ZM256 228V229H255ZM18 229V230H17ZM81 229H85V230H81L80 231V234H82L83 235V237H84V234L85 235H87L88 233H86V232H88V230H89V228L88 227H86V225H85V227L83 226V227H81ZM88 229V230H87ZM110 229V230H109ZM120 229V231H118ZM173 229V230H172ZM21 230V231H20ZM105 230H109V231H105ZM175 230V231H174ZM20 231V232H19ZM23 231H25V233H23ZM110 231H111V233H110ZM130 231V232H129ZM132 231V232H131ZM258 231H260L261 233H259ZM14 232V233H13ZM117 232V235L115 234ZM121 232V233H120ZM147 232H149V233H147ZM0 233H2V232H0ZM20 233H23L22 235H20ZM174 233V234H173ZM181 233V232H180ZM252 233V234H251ZM259 233V234H258ZM8 234V235H7ZM14 234H16V235H14ZM24 234H25V236H24ZM107 234V235H106ZM143 234V235H142ZM147 234V235H146ZM254 234H256V236H254ZM29 235V236H28ZM117 237H116V236ZM27 236V237H26ZM113 236H115L114 238H113ZM141 236V237H140ZM170 237V241H169V237ZM239 236H241V238L239 237ZM61 237V238H60ZM82 237V238H83ZM258 237V238H257ZM260 237V238H259ZM64 238V239H63ZM65 238H66V240L68 241H65ZM104 239V240H102V239ZM238 238V239H237ZM243 238H244V240H243ZM252 238L254 239L253 241H255L254 243H253V241H252ZM6 239V240H5ZM61 239V240H60ZM63 239V240H62ZM132 239V240H131ZM139 239V240H138ZM247 239V240H246ZM263 240L262 241V244H260L259 242V240ZM235 240V241H234ZM240 240V241H239ZM250 240V242L249 243H251V244H248V245H246L247 243H248V241ZM22 241V242H23ZM65 241V242H64ZM103 241V243H101ZM133 241V242H132ZM235 243H234V242ZM238 241V242H237ZM242 241H243V243H242ZM247 241V242H246ZM252 241V242H251ZM16 242V243H15ZM60 244H59V243ZM99 243V245H98V243ZM136 242V243H135ZM174 242V243H173ZM101 243V244H100ZM104 244V245H103ZM106 244V245H105ZM141 244V246H139ZM142 244H144L145 246H143ZM163 244V245H162ZM166 244V245H165ZM241 244V245H240ZM256 244V245H255ZM257 244H259V245H257ZM9 245V246H8ZM123 245V246H122ZM162 245V246H161ZM191 245L192 244H190V246L188 247V252H187V254H186V257L185 258H187L186 259V261H185V263L184 264H195V262L194 261H196V259L198 258V256H199V250L201 249V248H197V245L199 246V247H201L202 245H200V244H198V243H195L194 244V246L192 245V247H191ZM253 245V246H252ZM7 248H6V247ZM62 246V247H61ZM89 246V247H88ZM143 246V247H142ZM260 246V247H259ZM10 247H11V249H10ZM77 247V246H76ZM117 247V248H116ZM128 247H129V249H128ZM146 247V248H145ZM164 247V248H163ZM173 247V248H172ZM245 247V248H244ZM248 247V248H247ZM255 247H257L256 249H254ZM258 247H259V249L260 250H257L258 249ZM6 248V249H5ZM92 248V249H91ZM124 248V249H123ZM170 248H172V249H170ZM235 248H237V251L238 252H234L235 251ZM238 248H240V249H238ZM126 249H128V250H126ZM143 249V250H142ZM147 249V250H146ZM165 249H166V251H165ZM167 249L169 250L168 252H167ZM250 249V250H249ZM254 251H253V250ZM7 250V251H6ZM123 250V251H122ZM126 250V251H125ZM142 250V252H140ZM91 251V252H90ZM122 251V252H121ZM125 251V252H124ZM132 251H133V253H132ZM138 251V252H137ZM165 251V252H164ZM260 251V252H259ZM263 251V252H262ZM7 252V253H6ZM127 252H130V254H128ZM164 252V253H163ZM192 252V253H191ZM122 253V254H121ZM127 253V254H126ZM234 253V254H233ZM239 253V254H238ZM260 253V254H259ZM72 254H74V256L76 257H74ZM132 254V255H131ZM146 254V255H145ZM239 256V259L238 260H240V261H238L237 260V258H238V256ZM241 254V255H240ZM79 255H80V257H79ZM162 255V256H161ZM234 255H236V257L234 256ZM125 256H127V257H125ZM48 257V258H47ZM72 257V258H71ZM160 257V258H159ZM162 257V258H161ZM240 257H242V258H240ZM243 257H246V259L245 258H243ZM253 257L255 258V259H253ZM52 258V259H51ZM67 258V259H66ZM130 258V259H129ZM193 258V259H192ZM233 258V259H232ZM236 258V259H235ZM250 259L249 261H245V263H243V261L244 260H247V259ZM57 259H59L58 261H57ZM60 259H62V260H60ZM162 259V260H161ZM230 259V260H229ZM1 260H3V261H1ZM81 260H83V261H81ZM156 260V261H155ZM160 260V261H159ZM253 260V261H252ZM80 261V262H79ZM190 261H192V262H190ZM237 261V262H236ZM252 261V262H251ZM2 262V263H1ZM4 262V263H3ZM33 262V261H32ZM31 262V264H38V263H32ZM69 262V263H68ZM230 262V263H229ZM65 263V264H66ZM13 264V263H12ZM161 264V263H160ZM204 264H207V261H204Z\"/></svg>", "mask_w": 264, "mask_h": 264}, {"label": "bare ground", "instance_id": "2", "mask_svg": "<svg viewBox=\"0 0 264 264\" xmlns=\"http://www.w3.org/2000/svg\"><path fill=\"white\" fill-rule=\"evenodd\" d=\"M26 1V0H25ZM30 1V0H29ZM72 1V0H71ZM80 1V4H79V7L78 6V3ZM85 1V3H87L89 0H78V3L74 4L73 1L71 2L72 4V9L71 11H66L65 9V13L62 15V21H61V33L59 34V38L58 40H60L61 42L66 38L68 37L70 39V37L72 36L71 40H79L81 39V42L85 41V43L87 42L86 40H83L84 38L86 37H89L90 38V31L89 29H85V28H81L79 26V21L80 19H82V15L81 13H83L84 10V6H82ZM115 0H104L103 3L98 7L99 10H96L97 6L94 7L91 11H93L95 13V11H97V13L93 14V18H92V22H110V16L108 14H106V11L107 9L109 8V5ZM117 1V0H116ZM136 1H139V0H118V3L121 4V6L125 7L126 8V17L127 19L123 22H120L118 24L122 25L123 26V30L120 32H118V34H114L117 41H119L120 44H125L126 42H129V40H131V38H137L138 36H140V33L138 35V33H135V29L137 28L138 25L140 24H146L148 26L151 27V25H155V21L157 20L155 18V21H152L153 19V14H154V7L153 5L154 4V0H145L144 2L142 1V4L140 3V6L138 7H133V4L136 2ZM167 2V0H165ZM164 1V3L166 4V2ZM171 1V0H169ZM186 0H184L185 2ZM195 1H201V0H195ZM212 1V0H211ZM223 1V0H222ZM226 1V0H224ZM231 1V0H230ZM76 2V1H75ZM81 2L83 3L81 5ZM90 2V1H89ZM88 2V3H89ZM203 2V1H202ZM70 3V1L68 2ZM101 3V2H99ZM170 4V2H168ZM167 3V5H169ZM197 3V2H196ZM201 3V2H200ZM223 3V2H222ZM236 4L235 5V8H233V11H231V16L229 14V18L226 19V22L222 25H218L217 24V28L215 29V31L212 33H210L212 36V43L211 45L208 47L207 51L205 52L204 54V57H207L206 58V62L207 63H211L212 60L214 58H216L221 49H224L226 44L229 43L228 42V37L229 35L233 34L232 30H235L233 29L237 24H239L240 22H242V19H246L245 18V15H250L251 12H255V9L258 10L260 8V6H264V0H236L235 1ZM33 4V3H32ZM189 4V3H188ZM97 5V4H96ZM201 5V4H200ZM112 6V5H111ZM119 6V8L121 7ZM191 6V5H189ZM216 6V5H214ZM23 7V6H20V8ZM89 7V5H88ZM87 7V8H88ZM185 7V5H184ZM183 7V8H184ZM208 7V6H207ZM79 8V9H77ZM164 8V7H163ZM174 8V7H172ZM186 8V7H185ZM197 8V7H196ZM227 8V7H226ZM258 8V9H257ZM40 9V8H39ZM95 9V10H94ZM179 9V8H178ZM38 10V9H37ZM41 10V9H40ZM88 10V9H87ZM86 10V11H87ZM113 10V9H112ZM119 10V9H118ZM160 10V9H159ZM205 10V9H204ZM214 10V9H213ZM24 11V10H23ZM45 11V10H44ZM89 11V10H88ZM124 11V10H123ZM158 11V10H157ZM165 11V10H163ZM188 11V10H186ZM198 11V10H196ZM195 11V12H196ZM56 12V11H55ZM93 12H91L90 14H92ZM205 12V11H204ZM259 12V11H258ZM41 13V12H39ZM88 13V12H87ZM158 13V12H155V14ZM22 14V12H21ZM85 14V12H84ZM116 14V13H115ZM159 14V13H158ZM178 14V13H177ZM187 14V13H186ZM192 14V13H191ZM221 8L220 6L218 8H216L215 11H213V14L211 16V21L212 20H215V18L221 16ZM86 15V14H85ZM152 17H151V16ZM169 15V14H168ZM167 15V16H168ZM87 16V15H86ZM91 16V15H90ZM116 16V15H115ZM120 16V15H119ZM194 16V15H193ZM207 16V15H206ZM26 17V16H25ZM37 17H40V16H37ZM156 17H158V15H156ZM252 17V16H251ZM263 17V15H262ZM24 18V17H23ZM43 18V16H42ZM60 18V17H59ZM90 18V19H91ZM117 18V16H116ZM125 18V17H124ZM172 18V17H171ZM190 18V17H189ZM198 18V17H197ZM210 18V17H209ZM250 18V17H249ZM264 18V17H263ZM86 18H84L83 20H85ZM168 19V18H167ZM170 19V18H169ZM168 19V20H169ZM174 18H172V21H173ZM192 19V18H191ZM202 19V18H201ZM200 19V20H201ZM261 19V18H260ZM44 20V18L42 19ZM41 20V22H42ZM116 20V19H115ZM161 20V19H160ZM206 20V19H205ZM249 20V19H248ZM251 20V18H250ZM38 21V20H37ZM112 21V20H111ZM159 21V20H158ZM180 21V20H179ZM197 21V19H196ZM208 21V19H207ZM210 21V23H212ZM36 22V20H35ZM39 22H40V19H39ZM82 22V21H81ZM116 22V21H115ZM118 22V20H117ZM171 22V21H169ZM176 22V20H175ZM192 22V21H191ZM202 22V21H201ZM214 22V21H213ZM252 22V21H251ZM38 23V22H37ZM37 23H35V25H37ZM84 23V22H83ZM163 23V22H162ZM187 23V22H186ZM209 23V25H210ZM223 23V22H222ZM243 23V22H242ZM257 23V22H256ZM86 23H84L85 25ZM96 24V23H95ZM103 24V23H102ZM105 24V23H104ZM117 24V25H118ZM164 24V23H163ZM174 24V23H172ZM177 24V22H176ZM193 24V23H192ZM199 24V23H198ZM247 24V23H246ZM254 24V22H253ZM261 24V23H259ZM32 25V24H31ZM39 25V24H38ZM37 25V26H38ZM82 25V24H81ZM84 25L82 27H84ZM87 25V24H86ZM90 25V24H89ZM111 25V24H110ZM114 25V24H113ZM159 25V24H158ZM171 25L168 23V26ZM194 25V24H193ZM204 25V24H203ZM209 25H204V26H201V28H199L197 31L199 32H205L208 30V27ZM18 26V25H17ZM93 26V25H91ZM112 26V25H111ZM116 26V25H114ZM160 26V25H159ZM185 26V25H184ZM246 26V25H245ZM261 26V25H260ZM20 27V26H19ZM59 27V26H58ZM98 27V26H97ZM105 27V26H104ZM176 27V29L174 31H176L177 29V26L174 25V28ZM189 27H192V26H189ZM188 27V28H189ZM239 27V26H238ZM237 27V28H238ZM33 28V27H32ZM106 28V27H105ZM110 28V27H108ZM122 28V27H121ZM153 28V27H152ZM173 28V27H172ZM236 28V27H235ZM240 28V27H239ZM242 28V27H241ZM248 28V27H247ZM251 28V26H250ZM249 28V30H250ZM59 29V28H58ZM111 29V28H110ZM184 29V28H183ZM207 29V30H206ZM91 30V28H90ZM112 30V29H111ZM157 30V29H156ZM167 30V28H166ZM165 30V31H166ZM172 30V29H171ZM16 31V29H15ZM58 31V30H57ZM93 31V29H92ZM104 33H105V30H103ZM146 31V30H145ZM187 31V30H185ZM196 31V32H197ZM240 31V30H239ZM13 32V31H12ZM20 32V31H19ZM108 32V30H107ZM106 32V33H107ZM115 32V31H114ZM113 32V33H114ZM137 32V31H136ZM140 32V31H139ZM172 32V31H170ZM236 32V31H235ZM234 32V33H235ZM248 32V30H247ZM16 33V32H15ZM37 33V32H36ZM98 33V32H97ZM111 33V32H110ZM120 33V34H119ZM168 33V32H166ZM173 35H174V32H172ZM249 33V32H248ZM47 34V33H46ZM93 34V33H92ZM95 34V32H94ZM103 34V33H102ZM109 34V32H108ZM142 34V33H141ZM150 34V33H149ZM154 34V33H153ZM112 35V33H111ZM113 36H110L112 37L113 39ZM138 35V36H137ZM144 35V34H142ZM171 35V34H170ZM186 35V34H185ZM195 35V34H194ZM9 36V35H8ZM23 36V35H22ZM39 36V35H38ZM104 36V35H103ZM153 36V35H152ZM172 36V35H171ZM236 36V34L234 35ZM26 37V36H25ZM33 37V36H32ZM47 37V36H46ZM51 37V36H50ZM95 37V36H94ZM107 37V36H106ZM109 37V38H110ZM142 37V36H141ZM146 37V36H145ZM167 37V36H166ZM174 37V36H173ZM233 36H231L232 38ZM258 37V36H256ZM44 39H40L39 40H34V44L37 43L34 47L31 46V47H28V48H31V55H27L26 56H23L25 55L26 51L28 52V49L23 50V52L25 51V53H23V55L21 56L20 55V59L23 60L22 61V65H20V67L18 69L15 70V72H13L12 70V74L11 72L10 75H3L5 76L6 78V83L8 84V90L6 91V94L8 96V99L10 100H14L17 96L21 95L22 94V97L20 96V99L22 100V103L24 105L28 104L29 101H30V92L27 91V89H29L28 87H26L25 89V86L27 85V83L25 84L23 81H25V77L26 76V73L23 72L25 69H24V65H29L28 68H29V71L27 73V75H33L35 73V70L33 69V65L35 64L34 60L36 58H38L39 60L41 59H46L47 57V45L48 44H52V42L49 43L48 38H45L43 37ZM99 38V37H98ZM105 38V36H104ZM103 38V39H104ZM153 38V37H152ZM156 38V37H155ZM159 38V37H158ZM165 38V37H164ZM175 38V37H174ZM185 38V37H184ZM183 38V39H184ZM253 38V37H252ZM56 39V38H55ZM67 39V40H69ZM92 39V37H91ZM90 39V41H91ZM102 38H100L97 42H96V46H95V50L93 51V53L91 55L88 54V52L90 50H92L89 46H84V50L82 49L81 53L78 55H76V58L71 60L67 66L69 67H76V66H80L81 65V69H82V72H81V75L84 76L82 77V79L80 80H77L75 83L72 82L71 83H67L65 84H62V88L59 90V92L57 93L58 96H57V100L55 101L56 107L58 108H54L56 109V113L54 111V117H53V120H56L58 118H60V112L62 111L63 115L64 113H66V117L64 119V121L60 124L59 126V129L58 131L61 130V133H62V136L64 137V139H69L70 137H72L73 135L76 136V132H74V121L76 120L77 116H79V114L82 112V110H84V107L89 105L88 103L95 97L96 93L99 91V89L101 88V85L102 83H104L102 81L101 83V80H100V84H95V85H92V83H89L88 82V78L89 76L90 77H99V76H102L104 78L108 77L107 75L110 73V71L112 69H116V67L118 68L119 66V48H118V44H117V48L118 50L117 51H109V50H105L106 48H108V44L105 43V39L103 41ZM140 39V38H138ZM147 39V38H146ZM166 39V38H165ZM164 39V40H165ZM182 39V40H183ZM198 39V38H197ZM205 39V38H204ZM5 40V39H4ZM57 40V39H56ZM83 40V41H82ZM93 40V39H92ZM151 40V39H150ZM156 40V39H155ZM170 40V39H168ZM175 40V39H174ZM173 40V41H174ZM210 40V39H209ZM7 41V40H6ZM5 41V42H6ZM39 41V42H38ZM48 41V42H47ZM95 41V40H94ZM93 41V42H94ZM110 41V40H109ZM143 41V39H142ZM141 41V42H142ZM154 41V40H153ZM167 41V40H166ZM172 41V40H170ZM169 41V42H170ZM200 41V40H199ZM230 41V40H229ZM247 41V40H246ZM245 41V42H246ZM249 41V40H248ZM9 42V41H8ZM7 42V43H8ZM55 42V41H54ZM60 43H57V44H60ZM68 42V41H67ZM156 42V41H155ZM169 42H168V45H169ZM188 42V41H187ZM256 42V41H255ZM48 43V44H47ZM70 43V41L68 42ZM80 43V41H79ZM162 43V42H161ZM198 43V42H197ZM3 44V43H2ZM5 44V43H4ZM30 44V43H28ZM33 44V43H32ZM76 44V43H75ZM140 44V43H139ZM237 44V43H236ZM246 44V43H245ZM10 45V44H9ZM53 45V44H52ZM64 45V44H63ZM72 45V44H71ZM78 45V43H77ZM80 45V44H79ZM93 45V44H92ZM95 45V44H94ZM126 45V44H125ZM161 45V44H160ZM171 45V44H170ZM168 46V47H171V46ZM174 45V44H173ZM204 44H202L203 46ZM254 45V44H253ZM258 45V43H257ZM1 46V44H0ZM3 46V45H2ZM28 46V45H27ZM30 46V45H29ZM54 46V45H53ZM70 46V45H69ZM111 46H112V43H111ZM114 46V45H113ZM112 46V47H113ZM129 46V44H128ZM133 46V45H132ZM138 46V45H137ZM145 46V45H144ZM159 46V45H158ZM205 46V45H204ZM5 47V46H4ZM3 47V48H4ZM12 47V46H11ZM55 47V46H54ZM57 47V45H56ZM83 47V46H82ZM80 47V48H82ZM167 47V45H166ZM258 47V46H257ZM2 48V47H1ZM8 48V47H7ZM20 48V47H19ZM24 48V47H23ZM63 48V47H62ZM66 48V46H65ZM69 48V47H68ZM146 48V47H145ZM159 49L162 48V46L158 47ZM199 46L196 44L195 42V45H192V46H188L187 44L185 45L184 43H181L179 42L176 43L175 42V45H174V48L172 47V49H174L173 51H171V53L169 54L168 52V55L167 56H162L160 57L161 53L158 55V58H157V61L155 59V61H150V64L149 65H146L143 67H141V65L137 63V66H140V68L138 69V72H137V77L139 76V79L137 80V83L138 84H143L142 87H145L148 91L147 95H151L152 92H154L156 90V86H155V82L158 81V79H160L161 77H158L159 73H156V75L154 76V78L151 80L150 77L148 75H150V73L155 70L154 69V64L156 63V65L158 64V66H156V68H159V63H162L164 61L167 62V60L169 62H172L173 65L176 64L179 67H182L183 63H182V60L184 59L186 61V58H188L192 53H195L196 54V51L198 50ZM243 48V47H242ZM245 48V47H244ZM55 49V48H54ZM76 49H79V46L78 48ZM140 49V48H139ZM138 49V50H139ZM166 50V48H164ZM229 49V48H228ZM227 49V50H228ZM238 49V47H237ZM236 49V50H237ZM260 49H261V46H260ZM258 49V50H260ZM30 50V49H29ZM69 50V49H68ZM67 50V51H68ZM81 50V49H80ZM112 50H115V47L114 49ZM134 50V49H133ZM154 50V49H153ZM158 50V49H157ZM162 50V49H161ZM164 50V52H165ZM253 50V53L252 56L249 58V59H246L245 57V60L243 58V60H239L240 61H237L235 62V66L234 67H237L236 69H234L235 72L233 73H230L233 71V67L232 68V71H230L229 73H226V74H223L221 73V76L224 78V80H221V84L219 85V87L217 89H215L214 87V84H212L213 88H211V83H213V79L211 80V78L209 79H205L204 81V88H205V92L207 91V93L203 96L200 95V94H195V91L194 90L197 85V83L199 81H197V79L195 80V78H191L190 81H186V83H183V85H180V86H176V87H173V84L170 85L173 87H171L172 90H170L168 92V89L170 88H167L165 89V92L162 96L161 94V97H160V94L159 92L156 93L159 94V97L156 98V101L153 99L155 106L156 104H159L160 106L164 107V111L163 113L159 116H151V119H149V114L147 119L146 118H143L141 117V119H138L139 120H142V122H147L146 124H149V126H141L140 129L138 130H132L130 128V126H133V122L136 121V118L135 120H132L130 117V119L126 118V120L124 119V122L123 123H129L127 127H129L130 130H127L126 134H125V137H124V140L122 141V139H120L122 141V144L120 145L119 141H117L118 139V135H119V129L120 127L119 126H116V127H112L110 128V130H108V132H105L102 135V138H95L96 140H94L92 143L88 144L89 146H86L84 147L85 150H83V153L81 155V158L79 159V161H77L76 159V162H73V163H70V165L67 166V168L65 167L64 163V167L66 168V170H63L61 171L62 174H60L59 176L57 175L56 178L59 182V184H63L64 187L67 188V190L63 189L64 191L61 193L59 199L56 201V202H53L52 206L50 207L51 209H48L47 211H45V209H43L42 207H40L41 205L36 206L34 205L33 208H34V211H32V213L28 214V215H25V217H23L22 219V228H23V223H25L24 225V228L28 226V228L30 229V238L28 239V242L25 243L23 240H21V238H18L17 242L19 243V247L16 248V249H12L11 251L8 252V261H12L11 263L9 264H31L32 263H38L40 262L41 260V257L43 256V250H46L47 248H50L52 247L51 245L54 244V242L58 239H57V235H59V233L63 234L65 236H67V241L66 238H65V241L68 242V244L63 248L62 246V249L59 250L58 253V256L60 258H65L67 255H69L70 252H72V250L75 248L77 251L79 250L82 251V252H86V245L88 243H92L94 242L95 240L99 239L100 236L99 234L103 233L102 230L104 229H107V227H109L113 222H117V220H120V218L122 219V216H125L124 214L125 213H129L127 216H125V221H124V224H123V227L121 230L122 233L121 234H118L120 236L117 235V232L115 233L116 235V239H114L112 241V243L108 244L106 246H104L101 250L99 251H94V252H91V253H86L85 255H83V257H85L86 259V262L87 264H122L121 260L123 257L121 256H124V254H122L121 256L119 254H117V252H115V250H111L113 247L115 246H119L120 244H123L124 240H125V232H127L128 230H130L131 227L134 228V225L137 224L136 222H138L139 218H143V217H146L148 215V213L150 212V208L151 207H155L154 205H156V203L158 204H169V201H167L168 199L165 197L166 196V193L170 192L171 189H173L175 187V185H172V184H168L167 182V179H168V176L171 175L172 173L176 172V170H180L183 172V169L184 167H181L182 164H189L188 163V160L189 158L194 155L197 150L203 146H206V145H211L213 142H220L222 139H223V133L225 131H227V129H229V123H230V118L227 116L228 114V111L226 112V109H218V107H214L213 103L212 104V100H213V96H219L221 95L222 96V99L223 98H226L228 96H233L231 95L232 94V91L234 89H236L241 83L242 81H244V73L246 71V69L252 64V62L255 60V57H258L257 56V48L256 46L252 49ZM20 51V50H19ZM62 51H65L67 52L66 50H62ZM61 52V54H63ZM74 50H71L70 53H73ZM78 51V50H76ZM168 51V49H167ZM223 51V50H222ZM229 51V50H228ZM251 51V50H250ZM7 52V51H6ZM50 52V51H49ZM59 52V47L56 51V53ZM64 52V53H65ZM80 52V51H79ZM157 52V51H156ZM203 52V53H204ZM225 52V50H224ZM227 52V51H226ZM30 53V52H28ZM51 53V52H50ZM91 53V52H90ZM126 53V52H125ZM132 53V52H131ZM139 53V52H138ZM223 53V52H222ZM221 53V55H222ZM13 54V53H12ZM46 54V55H45ZM58 54V53H57ZM130 54V53H129ZM141 54V53H140ZM164 54V53H163ZM162 54V55H163ZM237 54V53H236ZM261 54V53H260ZM3 55V54H2ZM50 55V54H49ZM53 55V54H52ZM56 55V54H55ZM65 55V54H64ZM122 55V54H121ZM125 55V54H124ZM135 55V54H134ZM224 55V54H223ZM235 55V53H234ZM5 56V55H4ZM19 56V55H18ZM46 56V57H45ZM63 56V55H62ZM145 56V55H144ZM148 56V55H147ZM200 56V55H199ZM198 56V57H199ZM229 56V55H228ZM231 56H233L231 54ZM237 56V55H236ZM239 56V55H238ZM6 57H7V54H6ZM58 57V56H57ZM61 57V56H60ZM66 57V56H65ZM126 57V56H125ZM124 57V58H125ZM153 57V56H151ZM203 60V55L201 56ZM143 58V57H142ZM230 59H234V56L231 58L229 56ZM238 58V57H237ZM259 58V57H258ZM13 59V58H12ZM19 59V60H20ZM53 59V57H52ZM55 59V58H54ZM62 59V58H61ZM138 59V58H136ZM135 59V60H136ZM193 59V58H192ZM194 59H195V56H194ZM242 59V58H241ZM15 60V58H14ZM17 60V59H16ZM37 60V59H36ZM50 60V59H49ZM56 60V59H55ZM54 60V61H55ZM99 61V62H93V61ZM127 60V59H126ZM154 60V59H153ZM196 60V59H195ZM194 60V61H195ZM229 60V59H228ZM237 60V59H236ZM33 61V62H32ZM43 61V60H42ZM142 61V60H141ZM148 61V60H147ZM189 61V59H188ZM187 61V62H188ZM192 61V60H191ZM190 61V62H191ZM197 61V60H196ZM224 61V60H223ZM231 61V60H229ZM2 62V61H1ZM16 63V61H14ZM38 62V61H36ZM52 62V61H51ZM91 64H90V63ZM149 62V61H148ZM147 62V63H148ZM165 62V63H166ZM193 62V61H192ZM198 62V61H197ZM195 62V66H196V63ZM203 62V61H202ZM204 62H205V59H204ZM218 62V61H217ZM40 63V62H39ZM50 61L47 63L49 65ZM55 63V62H54ZM135 63V62H133ZM139 63H141L139 61ZM144 63V62H143ZM185 63V62H184ZM254 63V62H253ZM53 64V63H51ZM56 64V63H55ZM66 64V62H65ZM192 64V65H193ZM198 64V63H197ZM227 64V63H226ZM232 64V63H231ZM12 65V63L10 64ZM9 65V66H10ZM39 65V64H38ZM46 65L45 69H43L42 72L45 71L46 74H48V69L50 67V65L48 66ZM145 65V64H144ZM162 65V64H161ZM209 65V64H208ZM223 62H222V66H223ZM5 66V65H3ZM37 66V65H36ZM35 66V67H36ZM43 66V65H42ZM45 66V65H44ZM53 66V65H52ZM136 66V64H135ZM137 66L135 67L136 71H137ZM201 66V65H200ZM205 66V65H204ZM219 66V65H218ZM22 67V68H21ZM40 67V65H39ZM63 67H66L65 65ZM127 67V66H126ZM131 67V66H130ZM168 67V66H167ZM197 68H199L198 66H196ZM208 67V66H207ZM215 67V66H214ZM26 68V67H25ZM27 68V69H28ZM38 68V67H37ZM67 68V67H66ZM65 68V70H66ZM78 68V67H77ZM166 68V67H165ZM175 68V67H174ZM173 68V70H174ZM177 68V69H178ZM201 68V67H200ZM204 68V67H202ZM206 68V67H205ZM209 68V67H208ZM211 68V66H210ZM218 68V67H217ZM224 68V67H223ZM253 68V67H252ZM3 69V68H2ZM36 69V68H35ZM39 69V68H38ZM42 69V68H41ZM73 68H70L69 70H72ZM76 69V68H75ZM79 69V68H78ZM130 69V68H129ZM180 69V68H179ZM184 68H182L183 70ZM196 69V68H195ZM222 69V67H221ZM37 70V69H36ZM52 70V69H51ZM58 70V69H57ZM56 70V71H57ZM60 70V69H59ZM64 70V68H63ZM118 70V69H117ZM169 70V69H168ZM176 70V69H175ZM186 70V69H185ZM217 70V69H216ZM248 70V69H247ZM5 71V70H4ZM68 71V70H66ZM79 71V70H78ZM78 71H75V72H78ZM81 71V70H80ZM114 71V70H113ZM116 71V70H115ZM119 71V70H118ZM161 71H163L161 69ZM252 71V70H251ZM39 71L37 70V73ZM61 72V71H60ZM69 72V71H68ZM170 72V71H169ZM178 72V70H177ZM210 72V71H209ZM224 72V71H223ZM247 72V71H246ZM255 72V71H254ZM258 72V71H257ZM5 73V72H4ZM51 73V72H50ZM63 73V72H62ZM125 73V72H124ZM152 73H155L154 71ZM172 73V71L170 72ZM205 73V72H204ZM213 73V72H212ZM259 73V72H258ZM39 74V73H38ZM43 74V73H42ZM64 74V73H63ZM74 74V72H73ZM78 74V73H77ZM111 74V73H110ZM117 74V73H116ZM166 74V73H164ZM174 76H175V73H173ZM187 74V73H186ZM223 74V75H222ZM257 74V73H254V75ZM35 75V74H34ZM40 76L41 73L39 74ZM37 75V76H39ZM44 75V74H43ZM65 75L66 72H65ZM75 75V74H74ZM80 75V74H79ZM121 75V74H120ZM170 75V74H168ZM172 75V74H171ZM219 76V74H217ZM36 76V75H35ZM54 76V75H53ZM60 76V75H58ZM72 76V75H71ZM122 76V75H121ZM162 76V75H161ZM165 76V75H164ZM163 76V77H164ZM198 76V75H196ZM32 77V76H31ZM44 77V76H42ZM47 77V75H46ZM55 77V76H54ZM62 77V76H61ZM67 77V76H66ZM137 77H135V79H137ZM149 77V78H148ZM162 77V78H163ZM220 77V76H219ZM221 77V78H222ZM258 77V75H257ZM4 78V77H3ZM2 78V79H3ZM40 78V77H39ZM38 78V79H39ZM60 78V77H59ZM71 78V77H70ZM75 78V77H74ZM78 78V77H77ZM75 78V79H77ZM109 78V77H108ZM161 78V79H162ZM165 78V77H164ZM163 78V80H164ZM172 78V77H171ZM32 79V78H31ZM49 79V78H48ZM53 81V85H55V81H54V78H51ZM58 79V77H57ZM63 79V77L61 78ZM90 79V78H89ZM94 79V78H93ZM92 79V80H93ZM97 79V78H96ZM101 79V78H100ZM133 79V78H132ZM133 79V80H135ZM166 79V78H165ZM216 79V78H215ZM252 79V78H251ZM36 80V79H35ZM34 80V82H35ZM46 80V79H44ZM72 80V79H70ZM95 80V79H94ZM126 80V79H125ZM185 80V79H184ZM218 80V79H216ZM255 79H253L254 81ZM264 81V79H261ZM37 81V80H36ZM59 81V80H58ZM90 81V80H89ZM112 81V80H110ZM155 81V82H154ZM219 81V80H218ZM252 81V80H251ZM258 81V80H257ZM2 82V81H1ZM23 82V83H22ZM40 82V81H39ZM38 82V83H39ZM50 82V80H49ZM60 82V81H59ZM58 82V83H59ZM71 82V81H70ZM124 82V81H122ZM133 82V81H132ZM136 82V81H134ZM161 82V81H160ZM184 82V81H183ZM31 83V81H30ZM29 83V84H30ZM94 83H96L94 81ZM93 83V84H94ZM126 83V82H125ZM130 83V84H129ZM129 86L128 87H125L123 86L122 89H118V95L120 94L119 98H118V101H116L117 99H114L116 101L115 105L113 104V106L111 105V107L109 106H105V108L103 110H101L99 116L98 114L96 115V112H95V115L98 118V121L100 126L101 124L103 126L106 125V123L109 121V119L111 120V118L113 116H118L119 115V110L123 107V105H126V107H131L132 105H134V102H136V98L133 96V91L130 87V85L132 84L131 81L129 82ZM200 83V82H199ZM198 83V84H199ZM219 83V82H217ZM247 83V82H246ZM25 86H24V85ZM46 86L45 88H47L48 92H51L49 91L50 89V85L49 83L47 84L46 81L44 83ZM127 84V85H128ZM138 84H134L136 86H138ZM201 84V83H200ZM260 86H261V83H259ZM5 85V83H4ZM24 87H23V86ZM36 85H39L41 86V84H37ZM52 85V83H51ZM52 85V86H53ZM119 84V86H121ZM139 85V86H140ZM202 85V86H203ZM249 85V84H247ZM28 86V85H27ZM32 86V85H31ZM133 86V84H132ZM162 86V85H161ZM160 86V87H161ZM30 87V86H29ZM56 87V86H55ZM58 87V86H57ZM117 87V86H116ZM200 87V86H199ZM1 88V87H0ZM32 88V87H30ZM37 88V87H36ZM54 88V86H53ZM140 88V87H139ZM243 88V87H242ZM247 88V87H244V89ZM249 88V86H248ZM262 90L264 89V82H262V86L260 87ZM141 89V88H140ZM145 89V90H146ZM243 89V90H244ZM252 89V87H251ZM259 89V88H258ZM2 90V89H1ZM31 91V89H29ZM38 90V89H37ZM101 90V89H100ZM107 90V88H106ZM111 90V89H110ZM116 90V89H114ZM253 90V89H252ZM257 90V89H256ZM261 90V91H262ZM27 91V94L26 95H23V93ZM40 91V90H38ZM163 91V89H162ZM241 91V89L239 90ZM259 91V90H258ZM32 92V91H31ZM100 92V91H99ZM99 92L97 93V95L99 94ZM136 92V90H135ZM200 92H203L202 90ZM236 92V91H235ZM250 92V91H248ZM39 93V92H38ZM54 93V92H53ZM102 93V92H101ZM117 92L115 91V94ZM140 93H142L140 91ZM154 93V94H156ZM163 93V92H162ZM199 93V92H197ZM242 93H244L242 91ZM253 93V92H252ZM36 94V93H35ZM52 94V93H51ZM55 94V93H54ZM111 94V93H110ZM248 94V93H247ZM254 94V93H253ZM264 94V93H263ZM2 95V94H1ZM5 95V94H4ZM34 95V93H33ZM45 95V93H44ZM102 95V94H101ZM107 95V94H106ZM116 94V96H118ZM147 95L143 96V97H146ZM193 95H195V98H197L198 96V99H196V101H198L199 99H201V101H205L207 103V110H209L208 112V115L211 114L212 116H214L216 119L214 121V123H211V125L209 124L210 122L206 121V120H199V121H196L194 122V124H192L193 126L191 125H187L185 126L183 129L180 130L181 132V135L183 136L184 134V131L188 132L189 129L188 128H191L192 127L195 129V128H200L202 129V134L203 135H200L199 138H195V139H191L190 136L189 137H185L179 144H177L173 150L171 151L170 155H169V158H167V160L164 162H160V163H157L155 167L149 169V170H146L145 171V178L143 176L140 175L141 179H140V182H137V179L136 177L139 176L137 175L135 178H133L132 182L128 183V184H125L126 187H123L122 186V182L124 179L123 178V174L124 172L121 171L120 169V165L123 164L124 160L127 161V168L130 170V167L131 166H134V164H137V158L139 157V153H145L149 146L151 144H155L158 137L160 136V134H166L167 133V130H169L170 128L174 127V125H176V123L178 122V118L180 115H182L184 112H186L188 109V106H186V104L188 103V101L191 100V98L193 97ZM237 95V94H236ZM240 95V94H239ZM250 95V94H249ZM248 95V96H249ZM43 96V95H42ZM47 96V95H46ZM45 96V97H46ZM99 96V95H98ZM158 96V95H157ZM212 96V97H211ZM220 96V97H221ZM235 96V95H234ZM244 96V95H243ZM257 96H260V95H257ZM262 96V95H261ZM264 96V95H263ZM37 97V94L36 96L34 97V99ZM40 97V96H39ZM56 97V96H55ZM108 98V96H105ZM137 97V96H136ZM153 97V96H152ZM156 97V96H155ZM228 97V102H230V100L232 101V99ZM238 97V96H237ZM242 97V95H241ZM50 98V97H49ZM97 98V97H96ZM106 98V99H107ZM115 98L113 97L112 95V99ZM117 98V97H116ZM138 98H142V97H139L138 95ZM137 98V99H138ZM147 98V97H146ZM218 98V97H217ZM243 98V97H242ZM246 98V97H245ZM250 98V97H249ZM251 98H252V95H251ZM260 98V97H259ZM33 99V97H32ZM33 99V101H34ZM38 99V98H37ZM47 99V98H46ZM95 99V98H94ZM93 99V100H94ZM98 99V98H97ZM96 99V101H97ZM144 99V98H143ZM149 99V97H148ZM216 99V98H214ZM219 99V98H218ZM230 99V100H229ZM247 99V98H246ZM258 99V98H256ZM255 99V100H256ZM263 101H264V98L262 97ZM54 100V99H53ZM109 100V99H108ZM243 100V99H241ZM250 100V99H249ZM250 105L251 108L253 106L254 108V111H255V123H254V126L253 128H250V132H242L243 135L241 134V131L242 129L240 128V125H239V128L240 131L236 136H234V140L236 142V144H238L239 146H236L234 145L235 147H239V152H234L235 154H232L231 156L232 157H228L227 156H224L226 157L227 160H229V162H227V160L223 159V154H222V158L223 160H225V164L227 163V166L229 164L230 168L228 170H231V173L230 175L228 176H231V179L228 178L225 182L221 181L222 183L221 184H218L215 186L214 184L213 188L210 189L209 191V194L208 196L204 197V198H201L199 204H198V207H195L197 208L195 210V212H191V216H190V219L188 220L189 223L187 222L185 225H182V230L178 231L179 235H177V237H173V239H176V242H175V246L174 248H170L172 249L170 252H168L169 250L167 249V254L166 255H163V260L162 262H160L161 264H184L186 259V254L188 252V247L190 246V244H192L194 246L195 243H198L200 245H202L201 247H199L197 245V248H201L199 250V256L198 258L196 259L195 264H204V261H207V264H226V262L228 261V257L231 255L232 256V249L234 248L233 244H232V239L240 234L243 233L242 230H244V228L246 226H249V224H258L262 217V215L264 214L263 212V209L262 207H264V181L258 186V187H255L256 189H254V191H252V193L250 192V195L249 197L246 199V200H240L238 198V193H239V190L241 189L242 185L244 186V183L246 182V180H248L249 178H253L254 175L256 174V176L258 175L256 172H258V170L260 171V169H264V103L261 101V100H257L255 101ZM2 101V99H1ZM5 100H3L4 102ZM40 101V99H39ZM38 101V102H39ZM104 101V100H103ZM106 101V100H105ZM105 101L103 103H105ZM125 101V102H124ZM218 101V100H217ZM220 101V100H219ZM222 101V100H221ZM224 101V100H223ZM222 101V102H223ZM45 102V101H43ZM49 102V101H48ZM98 102V101H97ZM109 102V101H108ZM147 102V100H146ZM152 102L149 100V103ZM239 102V101H238ZM248 102V101H247ZM251 102V100L249 101ZM12 103V102H11ZM16 103V102H14ZM13 103V104H14ZM54 103V102H52ZM51 103V104H52ZM107 103V102H106ZM113 103V102H112ZM111 103V104H112ZM141 104V101L139 102ZM192 103V102H191ZM195 103V102H194ZM205 103V104H206ZM235 103V102H234ZM6 104H7V101H6ZM44 104V103H43ZM42 104V105H43ZM151 104V103H150ZM148 104V105H150ZM197 104V103H196ZM210 104V106H209ZM220 104V102L218 103ZM223 104V103H222ZM231 104V103H230ZM39 105V104H38ZM37 105V107H38ZM95 105V104H94ZM97 105V104H96ZM109 105V104H107ZM249 105V104H248ZM16 106V104H15ZM21 106V105H20ZM23 106V105H22ZM90 106V105H89ZM139 106V105H138ZM204 106V107H206ZM244 106V105H243ZM248 106V107H250ZM8 108L9 105H5V108ZM25 107V106H24ZM32 107V106H31ZM45 107V106H44ZM48 107H51V106H48ZM93 107V106H92ZM125 107V106H124ZM123 107V108H124ZM125 107V110L128 111V109H126ZM199 107V106H198ZM198 107L195 106V108L198 109ZM237 107V106H236ZM239 107V106H238ZM27 108V107H26ZM36 108V107H35ZM34 108V109H35ZM42 108V107H41ZM91 108V107H89ZM100 108V107H99ZM132 108V107H131ZM134 108V107H133ZM148 108V107H147ZM152 108V107H150ZM193 108V107H192ZM244 108V107H243ZM16 107H12L10 109L9 107V110L6 112L5 114V123H3V127H5L4 129V137L5 138H8L10 135H9V132H8V128H6V125L8 124L7 123V120H10L9 119L10 117H12L14 114H15V110ZM21 109V107H20ZM24 109V108H23ZM22 109V110H23ZM29 109V107H28ZM38 109V108H37ZM36 109V110H37ZM102 109V108H100ZM149 109V108H148ZM148 109H146L148 111ZM194 109V108H193ZM231 109V108H230ZM238 109V108H237ZM18 110V108H17ZM31 110L33 111V109L31 108ZM46 110V109H45ZM51 110V109H49ZM48 110V111H49ZM91 110V109H90ZM94 110V109H93ZM124 110V111H125ZM140 110V109H139ZM145 110V111H146ZM200 110V109H199ZM224 110V111H223ZM253 110V109H252ZM21 111V110H20ZM27 111V110H25ZM39 111V110H37ZM86 111V110H85ZM97 111V109H96ZM100 111V110H99ZM122 111V110H120ZM146 111V112H147ZM154 111V109H153ZM197 111V110H196ZM202 111V110H201ZM234 111V110H233ZM28 112V111H27ZM26 112V113H27ZM84 112V111H83ZM88 112V110H87ZM130 112V111H129ZM143 112V111H142ZM146 112H143V116H144V113ZM194 112H195V109H194ZM199 112V111H197ZM203 112V111H202ZM22 113H24V111H22ZM34 112H32L33 114ZM36 113V112H35ZM34 113V114H35ZM86 113V112H85ZM94 113V112H92ZM189 113H190V110H189ZM207 113V112H205ZM239 113V112H238ZM29 114V112H28ZM31 114V115H32ZM52 114V116H53ZM84 114V113H83ZM121 114H124V112H122ZM156 114V112H155ZM231 114V113H230ZM233 114V113H232ZM237 114V113H236ZM248 115V113H246ZM17 115V114H16ZM137 115V114H136ZM194 115V113L192 114ZM197 115V114H195ZM202 115V114H201ZM239 115V114H238ZM1 116V115H0ZM33 116V115H32ZM46 116V115H45ZM48 116H50L48 114ZM47 116V117H48ZM122 116V115H121ZM119 115V119H122ZM135 116V114H134ZM138 116V115H137ZM198 116V115H197ZM200 116V115H199ZM205 116V115H204ZM233 116V115H231ZM240 116V115H239ZM3 117V116H1ZM22 117V116H21ZM121 117V118H120ZM126 117V116H125ZM146 117V116H145ZM210 117V115H209ZM253 117V116H252ZM19 118V117H18ZM31 118V116L29 117ZM80 118V116H79ZM94 118V116H93ZM188 118L190 119V117L188 116ZM196 118V117H195ZM204 118V117H203ZM245 118V117H244ZM247 118V117H246ZM245 118V120H246ZM1 119V118H0ZM13 119V118H12ZM21 119V118H20ZM49 117L47 118V121H48ZM62 119V118H61ZM78 119V118H77ZM115 119V118H114ZM198 119V118H197ZM196 119V120H197ZM239 119V118H238ZM251 119V118H250ZM249 119V120H250ZM2 120V119H1ZM21 120H24V121H28L27 118L26 119H21ZM50 120V119H49ZM60 120V119H59ZM90 120V119H89ZM113 120V118H112ZM111 120V121H112ZM117 120V121H118ZM210 120V119H209ZM213 120V119H211ZM233 120V119H232ZM245 120H244V123H245ZM23 121V124H26L24 123ZM77 121V120H76ZM92 121V120H91ZM94 121V120H93ZM97 121V120H96ZM109 121V122H111ZM191 121V120H190ZM3 122V121H2ZM78 122V121H77ZM85 122V121H83ZM95 122V121H94ZM97 122V123H98ZM235 122V121H234ZM241 122V121H240ZM247 122V121H246ZM252 122V120H251ZM17 123V122H16ZM29 123V122H28ZM35 124L37 122H34ZM45 124V122H42ZM48 125H49V122H47ZM46 123V125H47ZM55 123V122H54ZM58 123V121H57ZM56 123V125H58ZM87 123V122H86ZM131 123V124H130ZM139 123H141L139 121ZM41 124V122H40ZM43 124V125H44ZM90 124V123H89ZM96 124V123H95ZM111 124V123H110ZM112 124H115L112 123ZM118 124V122H117ZM145 124V123H143ZM145 124V125H146ZM181 124H184V123H181ZM189 124V123H187ZM237 124V123H236ZM247 124V123H246ZM253 124V123H252ZM1 125L2 123L0 124V128H1ZM17 125V124H16ZM20 125V124H19ZM50 125L53 126V123L51 124V121H50ZM49 125V126H50ZM97 125V124H96ZM116 125V124H115ZM121 125V123L119 124ZM142 125V124H140ZM185 125V124H184ZM245 125V124H243ZM242 125V126H243ZM248 125V124H247ZM22 126V125H21ZM24 126V125H23ZM37 126H39V124H37ZM47 126V127H49ZM50 126V127H51ZM55 126V125H54ZM77 126V125H76ZM83 126V125H82ZM93 126V125H92ZM108 126V125H107ZM125 126V127H126ZM27 128V124L25 126ZM33 127V126H32ZM41 127V126H40ZM39 127V128H40ZM49 127V130L51 129ZM124 127V126H123ZM244 127V126H243ZM31 128V126H30ZM34 128V127H33ZM37 128V127H36ZM53 128V127H52ZM83 128V127H81ZM92 128L91 125L89 127V130H92L90 129ZM97 128V127H96ZM122 128V126H121ZM176 128V127H175ZM238 128V127H237ZM236 128V129H237ZM238 128V129H239ZM244 128H248L247 126L244 127ZM243 128V129H244ZM10 129V128H9ZM42 129V128H41ZM39 129V131L41 130ZM44 130H47L48 128H43ZM102 129V127H101ZM106 129V128H105ZM105 129H103L105 131ZM123 129V128H122ZM174 129V128H173ZM192 129V130H194ZM234 129V128H233ZM248 129V130H249ZM2 130V129H1ZM19 130V129H18ZM52 130V129H51ZM56 130V128H54L52 131ZM88 130V129H87ZM88 130V131H89ZM94 130V129H93ZM107 130V129H106ZM121 130V129H120ZM171 130V129H170ZM175 130V129H174ZM245 130V129H244ZM243 130V131H244ZM26 131V130H25ZM38 131V132H39ZM57 131V132H58ZM95 131V130H94ZM125 131V129H124ZM200 131V130H199ZM237 131V130H236ZM46 131H44L43 134H41L39 136V138H43V142L46 141V139L50 138L49 135L51 133H45ZM80 132V131H79ZM11 133H12V130H11ZM20 133V132H19ZM35 133V132H34ZM95 133V132H94ZM101 133V132H100ZM230 133V132H229ZM25 134V133H24ZM37 133H35L36 135ZM57 134V133H55ZM60 134V133H59ZM79 134V133H78ZM92 134V132H91ZM142 134L143 137H142ZM180 134V133H179ZM22 135V134H21ZM28 135V134H27ZM52 135L54 136V134L52 133ZM51 135V136H52ZM61 135V134H60ZM88 135V134H87ZM123 135V133H122ZM191 135V134H190ZM192 135H193V132H192ZM198 135V134H197ZM30 136V135H29ZM93 136V135H92ZM170 136V135H169ZM233 136V135H232ZM14 137L11 135V138ZM36 137V136H35ZM94 137V136H93ZM92 137V139H94ZM120 137V135H119ZM175 137V136H174ZM198 137V136H197ZM226 137V135H225ZM253 137H256L259 139V142L258 144L255 146V147H252L250 145V140L253 139ZM37 138V137H36ZM35 138V139H36ZM53 138V137H52ZM73 138V137H72ZM88 138V141L85 139L83 140V142L87 141V142H91L92 140H90L91 138V135L90 137H86ZM123 138V137H122ZM177 138V137H175ZM56 139V138H55ZM59 139V138H58ZM231 139V138H230ZM255 139V138H254ZM29 140V139H28ZM57 140V139H56ZM61 140V139H60ZM58 140V141H60ZM63 140V139H62ZM81 140V139H80ZM119 140V139H118ZM166 140V139H165ZM176 141V139H173ZM9 141V140H8ZM168 142V140H166ZM179 141V139H178ZM39 142V141H38ZM47 142V141H46ZM62 142V141H61ZM84 142V144H85ZM140 142V148L137 147V143ZM232 142V141H231ZM257 142V141H256ZM255 142V143H256ZM2 143V142H1ZM59 143V142H58ZM64 143V141H63ZM71 143V142H69ZM5 144V142H4ZM61 144V143H60ZM66 144V143H65ZM87 144V143H86ZM169 144V143H168ZM82 145V144H81ZM164 145V144H163ZM51 146V144H50ZM49 146V147H50ZM52 146H55V145H52ZM58 146V145H57ZM61 146H63L61 144ZM67 146V145H66ZM84 146V145H83ZM82 146V147H83ZM172 146V145H171ZM213 146V145H211ZM165 147V146H163ZM167 147V146H166ZM170 147V146H169ZM218 147V146H217ZM229 147V146H228ZM234 147V148H235ZM51 148V147H50ZM54 148V147H53ZM74 148V147H73ZM168 148V147H167ZM200 148V150H201ZM208 148V147H207ZM224 148V147H223ZM230 148V147H229ZM30 149V148H29ZM55 149V148H54ZM65 149V148H64ZM62 149V150H64ZM70 149V148H69ZM204 149V147H203ZM11 150V149H10ZM19 150V149H18ZM50 150V149H49ZM58 150H61L60 148H58ZM61 150V151H62ZM220 150V149H219ZM230 150V149H228ZM235 150V149H233ZM37 151V150H36ZM165 151V150H163ZM170 151V150H169ZM226 151V150H225ZM232 151V149H231ZM11 152V151H10ZM8 152V153H10ZM43 152V151H42ZM52 152V151H51ZM54 152H57V151H54ZM81 152V151H80ZM156 152V151H155ZM160 152V150H159ZM167 149H166V153H167ZM208 152V151H207ZM210 152V151H209ZM212 152V151H211ZM220 152V151H218ZM5 153V152H4ZM28 153V152H27ZM65 153V152H64ZM153 153V152H151ZM162 154V151L160 152ZM167 153V156L168 154ZM213 153V152H212ZM228 153V152H227ZM72 154V153H70ZM81 154V153H80ZM159 154V153H158ZM39 155V154H38ZM42 155V154H41ZM46 155V154H45ZM54 155V154H53ZM60 155V154H59ZM63 155V154H62ZM199 155V154H198ZM1 156V155H0ZM40 156V155H39ZM44 156V155H43ZM58 156V155H56ZM80 156V155H79ZM161 156V155H160ZM165 156V155H164ZM12 157V156H11ZM41 157V156H40ZM60 157V156H59ZM58 157V158H59ZM154 157V156H152ZM156 157V156H155ZM154 157V159H155ZM38 158V157H37ZM50 158V157H49ZM162 158V156L160 157V159ZM203 158V157H202ZM218 158V157H217ZM36 159V158H35ZM66 159V158H65ZM70 159V157H69ZM74 159V158H73ZM158 159V158H157ZM156 159V161H157ZM56 160V159H55ZM58 160V159H57ZM56 160V161H57ZM68 160V159H67ZM219 160V159H218ZM33 161V159H32ZM62 161V159H61ZM64 161V160H63ZM71 161V160H70ZM161 161V160H160ZM201 161V160H200ZM44 162V161H43ZM54 162V161H53ZM59 162V161H58ZM72 162V161H71ZM103 165H101L102 163H104ZM149 162V161H148ZM147 162V164H148ZM221 162V160H220ZM1 163V161H0ZM69 163V162H67ZM121 163V164H120ZM144 163V162H143ZM142 163V164H143ZM154 163V162H153ZM203 163V162H202ZM241 163V168H239L237 165ZM47 164V162H46ZM46 164H45V167H46ZM50 164V163H49ZM77 167L74 169L73 167L76 166ZM120 164V165H119ZM205 164V163H204ZM223 164V167L224 166V163ZM221 164V166H222ZM58 165V163H57ZM62 164L59 163L58 166H60ZM149 165V164H148ZM217 165V164H216ZM24 166V165H23ZM26 166V164H25ZM136 166V165H135ZM146 166V165H144ZM152 166V165H151ZM220 166V165H219ZM31 167V166H30ZM35 167V166H34ZM50 167V166H49ZM48 167V168H49ZM54 167H56V165H54ZM126 167V166H125ZM150 167V165H149ZM181 167V168H180ZM2 168V167H1ZM29 168V167H28ZM51 168V167H50ZM61 168V166H60ZM59 168V169H60ZM140 168V167H139ZM180 168V169H179ZM227 168V167H226ZM15 169V168H14ZM27 169V168H26ZM64 169V168H63ZM126 169V168H125ZM134 169H137V168H134ZM133 169V171H134ZM141 169V168H140ZM190 169V168H189ZM1 170V169H0ZM17 170V169H16ZM19 170V169H18ZM21 170V169H20ZM34 170V169H33ZM32 170V171H33ZM48 170V169H47ZM58 169H56L55 171H57ZM139 170V169H138ZM143 170V168H142ZM198 170V169H197ZM205 170V169H204ZM207 170V169H206ZM209 170V169H208ZM225 170V169H224ZM223 170V171H224ZM29 171V170H28ZM46 171V170H44ZM59 171V172H60ZM264 171V170H263ZM22 172V171H21ZM39 172V171H38ZM49 171H47V173L44 172V174H49L48 173ZM140 171H138L137 173H139ZM204 172V171H203ZM208 172V171H207ZM217 172V171H215ZM261 172V171H260ZM259 172V173H260ZM1 173V172H0ZM6 173V172H5ZM20 173V171H19ZM34 173V172H33ZM43 173V172H42ZM51 173V171H50ZM127 172H125L126 174ZM179 173V172H178ZM41 174V173H40ZM140 174V173H139ZM218 174V173H217ZM232 174V175H231ZM261 175L264 174V173H260ZM259 174V176H261ZM27 175V174H26ZM25 175V176H26ZM132 175V174H131ZM176 175V174H175ZM184 175V174H183ZM22 176V175H21ZM32 176V175H31ZM34 176H35V173H34ZM52 176V175H51ZM129 176V175H128ZM185 176V175H184ZM220 177L222 175H219ZM28 177V175H27ZM127 177V176H125ZM134 177V176H133ZM215 177V176H214ZM226 177V176H225ZM262 177H264L262 175ZM32 178V177H31ZM37 178V177H36ZM50 178V177H48ZM202 178V177H201ZM216 178V177H215ZM256 178V177H255ZM4 179V177H3ZM6 179V178H5ZM28 179V178H27ZM51 179V178H50ZM128 179V178H127ZM217 179H219L217 177ZM216 179V182H218L219 180ZM222 179V178H221ZM13 180V179H12ZM131 180V179H130ZM205 180V179H204ZM211 180V178H210ZM213 180V178H212ZM223 180V179H222ZM250 180V179H249ZM252 180V179H251ZM250 180V181H251ZM258 180V179H257ZM260 180V181H259ZM259 183L261 182V179H259ZM54 181V180H53ZM122 181V182H121ZM126 181V180H125ZM128 181V180H127ZM144 181V182H143ZM253 181V180H252ZM11 182V181H10ZM29 181H27L28 183ZM33 182V181H32ZM50 182V181H48ZM47 182V184L49 185V183ZM56 182V181H55ZM256 182V181H254ZM51 183V182H50ZM73 183L71 186L74 185V183L76 184V186H69V184ZM118 183H121V188L120 190H123L122 193V196H117L116 198H113L112 200L108 201L107 197L109 196L110 193H112V191L114 192L115 190H117V188H119L117 186ZM124 183V182H123ZM180 183V182H179ZM195 183V182H194ZM220 183V182H219ZM249 183V182H247ZM253 183V182H252ZM257 183V182H256ZM14 184V183H13ZM23 184V182H22ZM21 184V185H22ZM34 184V183H33ZM46 184V187L48 186ZM54 184V182H53ZM52 184V185H53ZM199 184V183H198ZM250 184V183H249ZM252 185V184H251ZM258 185V184H257ZM35 186V184H34ZM120 186V185H119ZM210 186V185H209ZM254 186H256V184H254ZM55 187V186H54ZM54 187H53V190H54ZM177 187V186H176ZM185 187V186H184ZM42 188V187H41ZM52 188V187H51ZM50 188V189H51ZM188 188V187H187ZM202 188V187H201ZM243 188V187H242ZM253 189V187H251ZM22 188H17L14 189L13 191L10 192V199H8L7 201L10 202L11 198L12 200H18L19 197H20V193ZM43 189V188H42ZM46 189V188H45ZM58 189V188H57ZM159 189V190H158ZM246 189V187H245ZM24 190V189H23ZM48 190H49V187H48ZM48 190L46 189V191L48 192ZM59 190H60V187H59ZM62 190V189H61ZM142 190L145 191V194H143L142 197H140L141 194H139L140 192H142ZM176 190V189H175ZM242 190V189H241ZM240 190V191H241ZM248 190V189H247ZM246 190V192H247ZM251 190V189H250ZM27 191H28V188H27ZM57 191V190H56ZM204 191V190H203ZM34 192V191H33ZM50 192V190H49ZM58 192V191H57ZM61 192V191H59ZM119 192V191H118ZM118 192H117V195H118ZM159 192V193H158ZM248 192V193H249ZM2 193V192H1ZM24 193V191H23ZM40 193V192H39ZM44 193V192H43ZM55 193V192H53ZM120 193V192H119ZM158 193V194H157ZM199 193V192H197ZM206 192H204L205 194ZM4 194H7V193H4ZM173 194V193H172ZM177 194V193H176ZM182 194V193H179V195ZM203 194V193H201ZM200 194V196H201ZM203 194V195H204ZM9 195V194H8ZM7 195V196H8ZM40 195H43L42 193ZM56 195V194H55ZM113 194H111L112 196ZM115 195V193H114ZM175 195V193L173 194V196ZM178 195V196H179ZM241 195H242V192H241ZM4 196V195H3ZM32 196V195H31ZM178 196L176 199H178ZM183 196V195H182ZM2 197V196H1ZM22 197V196H21ZM39 197V196H38ZM53 196L51 195V193H45L44 194V200H45V204L47 203H50L49 201L51 200ZM114 197V196H113ZM203 197V196H202ZM6 198V197H5ZM110 198V197H108ZM166 198V199H165ZM182 198V197H180ZM194 198V197H193ZM2 199V198H0ZM43 199V198H42ZM56 198H54L55 200ZM104 199H107V202H103ZM198 196H197V201H198ZM6 200V199H5ZM171 200V199H170ZM179 200H182V199H179ZM2 201V200H1ZM30 201V199H29ZM28 201V202H29ZM178 201V200H177ZM4 202V201H3ZM36 202V201H35ZM173 202V201H172ZM176 201H174L175 203ZM6 203V201H5ZM4 203V204H5ZM12 203V202H10ZM34 203V202H33ZM37 203V202H36ZM105 203V204H104ZM2 204V203H1ZM177 204V203H176ZM15 205V204H14ZM31 205V204H30ZM44 205V204H43ZM51 205V204H50ZM86 205H92L94 206L95 209L101 211V215H99V217L96 218H90L88 217L89 216V213L91 210H88V214L87 217H83L82 213H80V211L82 210V208ZM173 205V204H172ZM195 205V204H194ZM5 206V205H4ZM2 206V207H4ZM48 206V205H47ZM174 206V205H173ZM196 206V205H195ZM8 207V205L6 206ZM10 207H11V204H10ZM14 207V206H12ZM25 207H26V204H25ZM32 207V206H31ZM97 207V208H96ZM167 207V211H164V212H168V217H164L162 219V217H159L161 218V222L160 220L158 222H160V224L157 226V228L155 227V229L153 231H151L146 237L144 235V244L148 247V251L151 252L153 251L154 248H156L157 246H159V244L161 242L164 241V243L167 241H165V239L167 238L166 236L169 235L170 233L172 234L173 231L170 230V227H171V222L173 220H171V217H170V213L171 215L173 213H176L178 210H179V207H170V206H166ZM24 208V207H23ZM22 208V209H23ZM49 208V206H48ZM86 208V207H84ZM93 207H91L92 209ZM164 208V207H163ZM184 208V206H183ZM187 208V207H186ZM3 209V208H2ZM25 209V208H24ZM32 209V208H31ZM90 209V208H89ZM162 209V208H161ZM1 210V209H0ZM7 210V209H6ZM4 211L0 213V241L3 240V234L5 233L4 230H5V225L6 223H11V221L13 220L14 222V219L12 217V220H9V213H11L13 209H11L10 211L11 212H8V211ZM33 210V209H32ZM51 210V211H49ZM85 210V209H84ZM93 210V209H92ZM163 210V209H162ZM165 210V209H164ZM185 209H183L184 211ZM19 212V210H17ZM24 211V210H22ZM20 211V212H22ZM182 211V212H183ZM28 212H31L29 211L28 209ZM87 212V210H86ZM163 212V213H164ZM181 212V214H182ZM188 212V211H187ZM24 213V212H23ZM92 213V212H91ZM90 213V214H91ZM185 213V211H184ZM16 214H18L16 212ZM97 214V213H96ZM165 214V213H164ZM180 213H177V215H179ZM262 214V215H261ZM12 215H14L12 213ZM95 215V214H93ZM97 215V216H98ZM158 215V214H157ZM174 215V214H173ZM186 215V214H185ZM187 215H190L187 213ZM17 216V215H16ZM21 216V215H20ZM78 216V217H77ZM180 216H184V215H180ZM21 217V218H22ZM77 217V218H76ZM127 217V218H126ZM178 217V216H177ZM188 217V216H187ZM15 218V217H14ZM20 218V217H18ZM20 218V220H21ZM79 219V221H76V219ZM157 218V217H156ZM155 218V219H156ZM184 218V217H183ZM174 219V218H173ZM182 219V218H181ZM264 219V218H263ZM9 220V221H8ZM74 220L76 222H78V224L76 225L74 223ZM141 220V219H140ZM144 220V219H143ZM15 221L16 218H15ZM122 221V220H120ZM179 221V220H178ZM21 222V221H20ZM123 222V221H122ZM140 222V221H139ZM153 222V221H152ZM156 222V220L154 221ZM184 222V221H183ZM186 222V221H185ZM17 223V222H16ZM146 223V222H144ZM174 223V227H175V223L176 222H173ZM182 223V222H181ZM180 223V224H181ZM264 222H262L263 224ZM148 224V223H147ZM184 224V223H183ZM14 225V223H13ZM16 225V224H15ZM19 225V224H18ZM88 227L89 230L87 235L84 234V237L82 234H80V231L81 230H85V229H81V227ZM119 225V224H116V226ZM145 225V224H144ZM8 226V224H7ZM113 226V225H112ZM115 226V225H114ZM122 226V225H121ZM151 226V224H150ZM173 226V225H172ZM119 227V226H118ZM136 227V226H135ZM153 227V226H152ZM173 227V228H174ZM178 227V226H177ZM179 227H181L179 225ZM19 228V227H18ZM21 228V226H20ZM23 228V229H24ZM142 228V227H141ZM140 226H139V229H141ZM262 228H263V225H262ZM8 229H9V226H8ZM26 229V228H25ZM120 229L118 231H120ZM256 229V228H255ZM10 230V229H9ZM18 230V229H17ZM110 230V229H109ZM109 230H105V231H109ZM173 230V229H172ZM21 231V230H20ZM19 231V232H20ZM142 231H143V228H142ZM170 231V233H169ZM175 231V230H174ZM130 232V231H129ZM132 232V231H131ZM181 232V233H180ZM259 233H261L260 231H258ZM14 233V232H13ZM23 233H25V231H23ZM23 233H20V235H22ZM111 233V231H110ZM258 233V234H259ZM26 234V233H25ZM24 234V236H25ZM105 234V233H103ZM174 234V233H173ZM252 234V233H251ZM262 234V233H261ZM8 235V234H7ZM16 235V234H14ZM102 235V234H101ZM107 235V234H106ZM143 235V234H142ZM263 235V234H262ZM29 236V235H28ZM99 236V238H97ZM103 236V235H102ZM113 236V238L115 237ZM170 236V235H169ZM168 236V237H169ZM172 236V235H171ZM170 236V237H171ZM254 236H256V234H254ZM27 237V236H26ZM83 237V238H82ZM141 237V236H140ZM166 237V238H165ZM170 237L168 238L169 241H170ZM241 238V236H239ZM264 237V235H263ZM61 238V237H60ZM258 238V237H257ZM260 238V237H259ZM64 239V238H63ZM62 239V240H63ZM102 239V238H101ZM238 239V238H237ZM6 240V239H5ZM61 240V239H60ZM104 240V239H102ZM132 240V239H131ZM139 240V239H138ZM244 240V238H243ZM247 240V239H246ZM254 239L252 238V241ZM23 241V242H22ZM56 241V242H57ZM64 241V242H65ZM98 241V240H97ZM100 241V239H99ZM235 241V240H234ZM233 241V242H234ZM240 241V240H239ZM245 241V240H244ZM251 241V242H252ZM260 244H262V239L259 240ZM133 242V241H132ZM238 242V241H237ZM247 242V241H246ZM250 240L248 241V244H251L249 243ZM255 241H253L254 243ZM16 243V242H15ZM59 243V242H58ZM98 243V242H97ZM103 243V241L101 242ZM100 243V244H101ZM125 243V242H124ZM136 243V242H135ZM167 243V242H166ZM174 243V242H173ZM235 243V242H234ZM243 243V241H242ZM60 244V243H59ZM144 244H142L143 246H145ZM263 244H264V241H263ZM99 245V243H98ZM104 245V244H103ZM124 245V244H123ZM122 245V246H123ZM163 245V244H162ZM161 245V246H162ZM166 245V244H165ZM191 245V247H192ZM241 245V244H240ZM256 245V244H255ZM259 245V244H257ZM9 246V245H8ZM77 246V247H76ZM141 246V244L139 245ZM142 246V247H143ZM253 246V245H252ZM6 247V246H5ZM89 247V246H88ZM260 247V246H259ZM258 247L257 250H260ZM7 248V247H6ZM5 248V249H6ZM111 248V249H110ZM117 248V247H116ZM146 248V247H145ZM164 248V247H163ZM245 248V247H244ZM248 248V247H247ZM254 248V247H253ZM257 247H255L254 249H256ZM11 249V247H10ZM92 249V248H91ZM124 249V248H123ZM129 249V247H128ZM126 249V250H128ZM240 249V248H238ZM125 250V251H126ZM143 250V249H142ZM142 250L140 252H142ZM147 250V249H146ZM241 250V249H240ZM250 250V249H249ZM253 250V249H252ZM7 251V250H6ZM123 251V250H122ZM121 251V252H122ZM124 251V252H125ZM166 251V249H165ZM164 251V252H165ZM254 251V250H253ZM138 252V251H137ZM148 252V255L141 258V259H138V260H134L130 263H127V264H154V262L150 259V253ZM163 252V253H164ZM235 253L238 252L237 251V248H235ZM260 252V251H259ZM263 252V251H262ZM7 253V252H6ZM128 254H130V252H127ZM126 253V254H127ZM133 253V251H132ZM192 253V252H191ZM150 254V255H149ZM234 254V253H233ZM239 254V253H238ZM260 254V253H259ZM74 256V254H72ZM132 255V254H131ZM146 255V254H145ZM237 255V254H236ZM236 255H234L236 257ZM241 255V254H240ZM162 256V255H161ZM238 256V255H237ZM260 256L258 259L254 258V263L253 264H264V252L261 254V255H258ZM68 257V256H67ZM75 257V256H74ZM80 257V255H79ZM127 257V256H125ZM48 258V257H47ZM72 258V257H71ZM76 258V257H75ZM160 258V257H159ZM162 258V257H161ZM237 258V257H236ZM235 258V259H236ZM242 258V257H240ZM246 259V257H243ZM52 259V258H51ZM67 259V258H66ZM130 259V258H129ZM193 259V258H192ZM233 259V258H232ZM239 259V256L237 258V260ZM59 259H57L58 261ZM62 260V259H60ZM230 260V259H229ZM241 260V259H240ZM238 260V261H240ZM250 259L248 258L247 260H244L243 263H245V261H249ZM3 261V260H1ZM83 261V260H81ZM123 261V260H122ZM156 261V260H155ZM160 261V260H159ZM234 261V260H233ZM232 261V262H233ZM253 261V260H252ZM251 261V262H252ZM80 262V261H79ZM124 262V261H123ZM192 262V261H190ZM231 262V263H232ZM237 262V261H236ZM2 263V262H1ZM4 263V262H3ZM66 263V262H65ZM64 263V264H65ZM69 263V262H68ZM159 263V264H160ZM230 263V262H229ZM230 263V264H231ZM6 264V263H5ZM52 264V263H51ZM67 264V263H66ZM74 264V263H72ZM81 264V263H80ZM191 264V263H190ZM240 264V263H239ZM247 264V263H246Z\"/></svg>", "mask_w": 264, "mask_h": 264}]
</instances>
